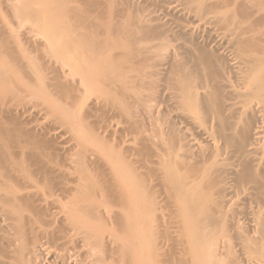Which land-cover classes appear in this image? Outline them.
Returning a JSON list of instances; mask_svg holds the SVG:
<instances>
[{
    "label": "rangeland",
    "instance_id": "obj_1",
    "mask_svg": "<svg viewBox=\"0 0 264 264\" xmlns=\"http://www.w3.org/2000/svg\"><path fill=\"white\" fill-rule=\"evenodd\" d=\"M34 1V3L32 2L31 4H30V7L29 8H36V7H41V6H38V4H36L37 2H36V0H33ZM72 1V0H71ZM95 2H96V4L95 5H97V4H100L101 3V5H103V7H102V9L100 8L99 9V7L101 6H96L95 7V5H93V7H95L94 8V10H96V11H98V9H99V11H100V13H101V11L105 8V7H107V6H109L110 7V4H112L111 6H112V9H113V7H114V9L113 10H115L116 11V14L118 15L117 17L119 18H116V14H114L113 15V17L111 16L112 14H111V12L112 13H115V11L113 12V10H111V11H107L108 9H109V7H108V9L106 10V12H105V9L103 10V12L101 13V14H103V16L105 15V14H107L106 16H108V14L110 13V17H112L113 18V20L114 19H116V22H115V20H114V22L115 23H118V24H123V20H125L126 22V24L127 23H129V22H127L128 20H130V21H132V23L130 22L128 25H130V24H135L134 26H135V28H133V29H131V30H136V28H138V26H140L139 28H142L143 26L144 27H146L145 29L146 30H142V29H138L139 30V32L140 31H145V33L143 34L142 32L140 33V34H138L137 33V31L138 30H136V33H134V32H132V33H134L133 35H140V37L139 36H136V37H133V38H131L132 36L130 35H126V33H123L124 35H126V36H122V34H121V36H117V38H118V40L120 41H117L116 39V44L114 43V42H112V44L114 45L115 44V49H114V47H113V45L111 46V48L109 47V50H108V48L107 49H102V52L101 53H103V51L105 52V51H110L111 52V50L112 51H114V53L112 52V55L114 54V55H116V56H112L113 57V59H109V60H107V62L109 63V64H111L110 62L112 61V63L114 62V64H115V68H116V66H118V65H116V63L119 61V62H123L124 63V61L126 60L125 58H127V59H131L133 62H134V60H133V58H134V56H136V57H138V58H136V60H137V62H135L133 65L136 67V63H137V67L136 68H138V66H140V65H142V64H144V63H146L144 66H148L147 68L148 69H141V68H139V69H141L142 71H141V73H139V70L136 72L135 70H136V68H134L133 67V69H132V67H131V65H130V69L129 68H127L128 66H125V64H124V66L123 67H126V69H122L123 67H121L120 68V72H121V74H120V72H118L119 74L116 76H114V78L112 79L113 80V83H114V81L115 80H117V79H119V81H121V82H119V81H117V82H119V83H122V87H123V89H125L124 87L126 86V88H128L129 90V93H127V94H125V93H123L122 91V88H121V84H116L117 82H115L114 83V85L115 86H119L120 88H121V90L122 91H120V88L117 86L116 88H114L115 86H113L112 84H110V82H111V80H107L108 81V84H110V85H108L107 83H105V82H107V81H103L102 82V80H103V77H102V74L101 73H99L98 72V75H100L101 77L99 78L100 79V81H98V84L96 83L97 81L95 80L96 78L98 79V77L96 76V75H94V74H96V73H92V75H93V79H94V81H96L95 83L94 82H90V80L89 79H87V80H89V82L91 83V84H93V86H94V88H93V86H91V85H89V87L91 86L92 88L91 89H89L88 87H87V83H88V81H86V84H85V79H83L84 78V75H86L85 76V78H88L87 77V75H91V74H89V73H85L83 76L81 75V74H83V73H81L80 72V75L78 74L79 73V71H75V68L78 66V65H80L81 66V64H87L88 62L89 63H93V64H97V62L99 61V60H101L102 62H104V60H102V58L101 59H97L96 58V56L97 55H99L98 53H100V52H97V55L95 54V58H96V61L94 60L95 58H94V56L91 58V60H92V62L91 61H89L88 60V62H86V63H84V62H78V63H76L75 62V60H73V62H75V64L71 61L70 62V60H68L69 62L67 63L66 62V60H65V64L64 65H66V67L64 68V69H66L65 70V72L63 71V68H62V66L64 67V65L62 64L61 65V62H59V64H58V61L57 60H60V61H62V57L64 56L63 54H62V51L60 52L59 50H58V52L60 53L59 55H56V54H58V52L56 51L57 50V48L55 49V45L53 44L55 41V37L57 38L58 37V34H59V32H60V30H57L56 28L54 29V27L52 28V26H51V24L49 25V27H51V28H49L48 26V28H46V25L44 26V29H46V30H40V29H42V27H43V25L44 24H40L41 22L43 23V22H46L47 21V19L49 20V22L48 23H50L51 22V19H52V7H50L49 9L47 8V9H44L43 10V7L42 8H40L39 10H41V11H44L43 13L44 14H46V15H43V13H41L42 15H43V18L44 19H42L41 17L42 16H40V18L41 19H39V16L37 17V18H33V17H31V18H33V19H31L29 16H20L19 14H21V13H18V12H20L21 11V9L20 8H17V10L18 9H20V11L18 10V11H16V8H11V6L12 5H14L15 4V2H14V0H0V17L2 18V21L4 22V23H6V27L8 26L9 28H7V29H4V26H2L3 25V22L1 21V18H0V21L2 22H0V33H4L3 35H5V33H6V36H4V37H7V40L9 41V39L11 40L12 39V41H9L12 45H13V48L15 47H17L18 48V46L20 47L19 49H23V50H19L20 52V54L18 55V57L20 56H22L21 58L22 59H26V61L28 62V60H32V62L33 63H31V65H30V67L31 66H33L34 67V69H38L39 68V75H38V71L37 70H34V69H32V68H29L28 66V63H30V61L27 63L26 62V65H22L21 63V65H19V64H17V63H19L21 60H18L19 62H15V61H13L14 63H11L10 62V64L8 63V65H9V67L6 65L5 66V68H6V70L10 73V71H11V75L10 76H8L7 78H6V80L8 79L9 81H12L11 83H9V85L10 84H12V85H14V83H15V86H11V88H7V90H5V91H1L0 92V97H4V95H8L9 94V96L13 93V95L14 96H16V97H21L22 99H23V101H22V99L20 100L19 98H17V101H20L21 103L19 104V107H18V109H16V110H18L17 112H15V113H18V115L20 114L19 113V111L21 110V113L23 112L24 114H26L25 112H27V110L29 111V114H28V117H24V114H23V116L21 115H19V117L17 118L18 120H15V122L14 123H16L15 125H17V126H20V123L21 122H23L22 124H21V126L20 127H22L24 124H27V125H25L24 127H25V129H26V131L27 130H29V129H32V126L34 125V126H36L35 128H34V126H33V131L32 130H29V132L31 131V133H29L28 131H27V133H29V134H31L32 135V133H34V137L36 136L37 137V135H38V139L41 141V145H39L38 146V143H39V141H38V143H37V145H35V147H37L38 148V151H40L41 153H42V151H43V148H44V146H45V148H47L48 146H50V147H53L52 149V151H51V153H50V151L48 150L50 147H48V149H45L46 151H49V153L51 154L50 156H51V158L53 159V161H51V164H52V166L54 165L53 163H55V162H57L55 165H59V164H61V165H63V166H65V167H63V166H61L60 165V171H62V172H66L67 171V169L70 167L71 169H72V167H75V168H77L78 166L75 164L76 162L78 163L79 161H80V159L79 158H82V156L85 158V156L86 155H84L85 153L86 154H88V152H85L84 154L82 153V151L81 150H78V149H76L75 147L77 146V145H79V144H77V143H79L78 142V140L76 139L75 140V138H76V135L78 134V136L80 135L81 137L83 136V134H84V136L86 135L84 132H80V128H79V130L77 129H75L74 130V132L71 130L70 131V129H68L69 131H70V133L68 132V130H67V127H63L62 125H65L66 124V121L68 122V121H70V117L72 116V114L74 113V111H75V113L74 114H76L77 115V113H78V115L79 116H81V117H85L86 115H87V113L89 114V112H91L92 111V109L96 106V104H97V106H99L100 108H95V109H93V111L88 115V119L90 118V119H92L93 120V123L94 122H96L97 120L98 121H100V122H96V123H98V124H100L101 122V125L99 126L98 125V128H96V126H93L92 124H90V122H92V120L91 121H89V124L93 127H91V129H95L94 131L96 132V131H98V132H96V134H100L101 136H100V140H102V138H105V140H106V143H104L105 144V147H106V145H107V150H110V149H112V148H110L109 149V147L110 146H112L113 148H115V146L117 145L118 146V148L119 147H121V145H123V144H126V146L124 147H122V149L123 148H126L127 146H128V151H130V150H132V148H133V150H134V147H135V149L136 150H134V151H130V152H135L133 155H132V153H130L129 152V155H126L127 153H128V151L127 150H125L124 149V154L126 155V157H128L127 158V160L129 159V161L128 162H125V160L126 159H121V158H123V156L121 157L120 155V161L121 160H123V162L126 164H130V167L131 168H133L134 169V167L137 169V171H138V173L140 172L141 173V175H145V172L146 171H148V173L151 171V173H152V170H150L149 169V167L150 168H152L153 170H154V172L152 173L153 174V177H151L150 178V173H149V175L146 173V178L145 177H143V179H145L143 182H145L147 179H151V180H153V181H155V182H157L156 184L158 185L159 183H158V181H160V180H162L163 179V177L161 176V179H159L160 178V176H159V178L157 177V179H158V181H157V179L156 178H154V176L157 174V172H158V174L159 175H161L162 174V171H164V170H162L161 171V169H159L161 166H163L162 165V161L161 160H163L164 159V157H162L161 159L158 157V153H159V149H161V147H162V149H163V147H165V149L168 151V154L170 153V148H174V153H173V151L171 150V152H172V154L170 155L171 157H174L173 155L175 154V153H179L180 155H178V153H177V157H180L181 155H182V157H180V158H178V159H183V160H181L180 162H181V165H186V167H191L190 165H192V166H194V169H195V167H196V169H198V168H201V169H199V171H201V170H205V167H207V168H209L210 167V165L212 166V163L214 162V161H216L217 160V158H218V160L216 161L217 163L216 164H218V168L220 167H222L223 169H225V167L224 166H226V165H224V166H222L223 164H227L228 165V163L230 162V160L233 158L234 159V157L233 156H235L236 154H235V152L236 151H238V150H236L237 148H238V140L239 139H237V142H235V143H233V145H231V146H229L228 148H229V150L227 151L226 149H228L227 148V145L225 146L224 144V142L222 141V140H220V137L218 138V136L219 135H221V133L219 134V132L218 131H220L221 130V125H223V124H221L222 122H224L225 120L226 121H234L235 120V118L237 119V118H239V117H237V116H242V114H243V112L242 111H244L243 109L244 108H247V106H248V108H249V104H247L246 102V105H243L244 104V101H245V99L247 98V96H250V90L248 91L247 89H249L251 86H250V84L248 85V87L249 88H247V82L248 83H251L252 81L254 82V78L256 77V76H259V75H257V73H258V71H252V68L253 67H256V64H255V62H257V61H253V62H251L250 60H252V59H254V60H256L258 57L259 58H263L264 57V0H254V2H250V0H192V1H190V0H94ZM93 0H88V2H87V0H73L72 1V3L75 5V6H81V9H82V7H84V9H82L83 10V12H84V10H85V14H89V11H90V9H91V3L92 4H94L93 2H94ZM98 1H99V3H98ZM256 1V2H255ZM261 1V2H260ZM84 2H87V3H84ZM91 2V3H90ZM205 3V7L203 8L202 6H201V3L204 5V3ZM12 3H14V4H12ZM71 3V2H70ZM69 3V4H70ZM72 3L70 4L71 6H73L72 5ZM254 5H253V4ZM258 3H260L259 5H258ZM86 4V5H85ZM88 4H90V6L88 5ZM105 4V5H104ZM41 5V4H40ZM69 5V6H70ZM255 5H258V6H256L255 7ZM89 6V7H88ZM201 6V7H200ZM93 7H92V9H93ZM98 7V8H97ZM200 7V8H199ZM253 7V8H252ZM255 7V8H254ZM263 7V8H262ZM33 8V9H34ZM80 8V7H79ZM97 8V9H96ZM111 8V7H110ZM38 9V8H37ZM91 9V11H90V14L91 15H93V14H95L96 13V11H93ZM261 9H263V10H261ZM89 10V11H88ZM110 10V9H109ZM15 11L18 13V16H16V14H15ZM51 11V12H50ZM88 11V12H87ZM98 11V12H99ZM258 11V12H257ZM95 12V13H94ZM104 12H105V14H104ZM108 12V13H107ZM263 12V13H262ZM47 13H48V15H47ZM51 15H50V14ZM263 15H262V14ZM15 14V15H14ZM40 14V15H41ZM87 14V15H88ZM97 14V13H96ZM95 14V15H96ZM51 18H50V17ZM97 16H99V17H101L100 16V14L99 15H97ZM97 16L96 17H91V20H93V19H96L97 20ZM102 16V17H103ZM108 16V18L106 19L105 18V16H104V18L106 19V21L108 20V21H111L112 19H110V17ZM48 17V18H47ZM99 17H98V21H101L102 19H104V18H100L99 19ZM26 18V19H25ZM30 18V19H29ZM4 19V20H3ZM104 19V20H105ZM110 19V20H109ZM38 20V21H37ZM112 20V21H113ZM119 20H121L120 21V23H119ZM37 21V22H36ZM39 21H40V23H39ZM73 21V20H72ZM71 21V23L72 24H74V26H79V25H82V24H84V23H81V21H79V19H78V22H77V19H75L74 20V22H72ZM103 21V20H102ZM106 21L104 22L103 21V23H106ZM118 21V22H117ZM62 22H64V21H61V23ZM40 24V26H39V24ZM47 22L45 23V24H48ZM79 23H81V24H79ZM124 23V24H125ZM71 24V25H72ZM76 24V25H75ZM41 25H42V27H41ZM90 25V24H89ZM2 26V27H1ZM73 26V25H72ZM73 26V27H74ZM84 26V25H83ZM83 26H82V28H80L81 26H79L78 28H77V30H74V28H73V30L74 31H76L77 32V34H80V32H78V31H81V34H83L82 32L84 31H87V30H89L90 28H88L87 30H84V28H83ZM131 26H133V25H131ZM130 26V27H131ZM133 26V27H134ZM142 26V27H141ZM39 27H41V28H39ZM85 27V26H84ZM83 29V31L82 30H80V29ZM3 29V30H2ZM51 29V30H50ZM54 29V30H53ZM76 29V28H75ZM79 29V30H78ZM7 30V31H6ZM93 29H91L90 31H91V33H93V31L95 30H93ZM96 30H97V28H96ZM94 31L95 32V34H96V36H98L97 38L98 39H102V40H104V38L106 39V37H107V35L105 36V34L104 33H102V32H104V30L102 31V29H99L98 30V32L100 31L101 32V34H104V35H102V37H100V33H98L97 31ZM4 31V32H3ZM8 31H9V33H8ZM42 31V32H41ZM57 31H59V32H57ZM89 31V32H90ZM39 32V33H38ZM42 34H41V33ZM57 32V33H56ZM76 32H74L75 34H76ZM128 32H130V30L128 31ZM12 33H15V34H19L18 36L17 35H15V34H12ZM73 33V35L75 36V34ZM11 34H12V37H13V35H15V37H17L19 40H20V42H19V40H16V38L14 37V38H10V36H11ZM39 34V35H38ZM41 34V35H40ZM88 34V33H87ZM118 34V33H117ZM128 34V33H127ZM141 34H143L144 35V37H142V35ZM1 36L0 37H2L3 35L2 34H0ZM8 35V36H7ZM37 35V36H36ZM60 35V34H59ZM84 35V34H83ZM119 35H120V33H119ZM52 36H54L53 38H52ZM71 36V35H70ZM115 36V34H113V37ZM253 36V37H252ZM254 36H255V40L257 39V41L259 42H257L256 41V44H252V43H255L254 41L253 42H251L253 39H254ZM257 36V37H256ZM100 37V38H99ZM104 37V38H103ZM110 38H112V40H113V37H111V36H109ZM137 37H139V38H137ZM141 37L142 38H145L144 39V41H143V39H141ZM49 38H52V39H49ZM116 38V37H115ZM252 38V39H251ZM1 39H3V37L2 38H0V41H1ZM137 41H136V40ZM16 40V41H15ZM102 40H100V41H102ZM111 40V41H112ZM115 40H113V41H115ZM19 43H18V42ZM48 41H54L53 43L51 42V43H49ZM144 42V44H143V42ZM18 43L17 45L18 46H15L14 44H16V43ZM48 43V44H47ZM120 43V45H118ZM139 43H140V45H139ZM45 44V45H44ZM50 44H52L53 46H52V48L54 47V51H52V49L50 48V50H51V52H53L52 54H48V53H51V52H49V51H44L45 49L47 50V49H49V45ZM143 44V45H142ZM251 44V45H250ZM11 45V46H12ZM20 45H22V46H20ZM48 45V46H47ZM162 45V46H161ZM43 46V47H42ZM121 48H120V47ZM155 46H157L158 47V49H157V47H155ZM160 46V47H159ZM119 47V48H118ZM151 47V48H150ZM152 47L155 49H153L152 50ZM162 47V48H161ZM45 48V49H44ZM113 48V49H112ZM125 48H126V50H125ZM159 48H160V50H159ZM26 49V50H25ZM58 49H60V48H58ZM111 49V50H110ZM142 49H143V51H142ZM151 50V53H150V55H149V52L147 53V55H146V51L145 50ZM257 49V50H256ZM63 50V52L65 51L64 49H62ZM123 50H125V52L123 51ZM159 50V51H158ZM254 50V51H253ZM21 51H23V52H21ZM55 51L57 52L56 54H54L55 53ZM100 51V50H99ZM122 51V52H121ZM143 52V56H144V53H145V58L147 57V61H146V59L145 58H142V59H139V55H140V53L141 52ZM152 51H153V53H155L156 52V54H153L152 53ZM78 52H80V51H78ZM83 52V51H82ZM140 52V53H139ZM168 52H170V53H168ZM252 52V53H251ZM257 52V53H256ZM260 52V53H259ZM1 53V52H0ZM22 53V54H21ZM106 53V52H105ZM121 53H123L124 54V56H121L122 54ZM127 53H129L130 54V57H132V58H128V57H126V55L127 56H129V54H127ZM137 53V54H136ZM246 53V54H245ZM2 54V53H1ZM0 54V57L2 56V55H4V53L1 55ZM104 54V53H103ZM103 54H101L102 56H103ZM119 54H121L120 56L121 57H124V61L122 60H120V58L121 57H118V55ZM250 54H251V56H250ZM25 55V56H24ZM29 55V56H28ZM46 55H47V57H46ZM49 55H51V56H49ZM62 55V56H61ZM138 55V56H137ZM163 55V56H162ZM164 55H165V57H164ZM254 55V56H253ZM259 55H261L262 57H260ZM4 56H6V54L4 55ZM27 56H28V58H27ZM54 56V57H53ZM162 56V57H161ZM166 56H167V58H166ZM201 56H203V57H205L206 59L205 60H207V61H205V60H203L202 59V57ZM250 56V57H249ZM256 56H258L257 58H254V57H256ZM37 59H36V58ZM49 57V58H48ZM51 57V58H50ZM58 57H61V59L59 58L58 59ZM99 57H101V56H99ZM111 57V58H112ZM141 57V56H140ZM247 57V58H246ZM6 58V57H5ZM134 58V59H135ZM161 58V59H160ZM202 60H201V59ZM210 58V59H209ZM258 58V61H262L263 60V62L262 63H260V64H263L264 63V59H262V60H260ZM20 59V58H19ZM55 59V60H54ZM143 59H145V60H143ZM49 60V61H48ZM72 60V59H71ZM93 60H94V62H96V63H94L93 62ZM118 60V61H117ZM130 60V61H131ZM145 61V62H143V63H141V64H138V63H140V61ZM164 62H163V61ZM249 60V61H248ZM130 61H127V63H129ZM131 61V62H132ZM141 61V62H142ZM162 61V62H161ZM53 62V63H52ZM64 63V62H63ZM99 64H102L101 62H98ZM104 63H106V61L104 62ZM108 63H106V64H104V65H107ZM121 63H118V64H121ZM204 63V64H203ZM17 64V65H16ZM74 64V65H76V66H74L73 67V69H74V71H75V74L74 73H72L71 72V70L70 69H72V68H70V67H68V66H72V65ZM109 64L107 65L108 67H109ZM114 64H111V66L112 65H114ZM164 64V65H163ZM245 64V65H244ZM252 64H255L254 66H252ZM259 63L257 62V65H258ZM259 64V65H260ZM43 65V66H42ZM54 65V66H53ZM61 65V66H60ZM88 66H90L89 64H87ZM103 65V64H102ZM132 65V66H133ZM247 65V66H246ZM17 66V67H16ZM22 66V67H21ZM25 66V67H24ZM37 66V67H36ZM58 66H60V67H58ZM110 66V67H111ZM252 68H251V67ZM14 67V68H13ZM108 67H106V68H108ZM112 67H114V66H112ZM141 67H143V65L141 66ZM246 67V68H245ZM248 67L251 69V71L250 72H255V73H252L253 75H251V73L249 72V73H247L248 72V70H250V69H248ZM262 67V66H261ZM10 70H8V69ZM27 68V69H26ZM29 68V69H28ZM43 68V69H42ZM52 68V69H51ZM70 68V69H69ZM114 68V69H115ZM145 68V67H144ZM19 70V71H16V70ZM32 69V70H31ZM42 69V70H41ZM61 69H62V71H61ZM127 69H128V71H127ZM134 70L135 72H129L130 70ZM244 69V70H243ZM255 69V68H254ZM14 70V71H13ZM70 70V71H69ZM131 70V71H132ZM145 70V71H144ZM187 70V71H186ZM33 71H36L37 73L35 74V72H33ZM115 71V70H114ZM117 71H118V69L116 70V73H117ZM185 71V72H184ZM26 72H27V74H26ZM30 72H32V73H34L35 74V76H33ZM180 72V73H179ZM69 73V74H68ZM71 73V74H70ZM77 73V74H76ZM133 73V74H132ZM136 73L138 74V75H136ZM182 73V74H181ZM30 74L32 75V76H30ZM115 74V73H114ZM178 74V75H177ZM244 74V75H243ZM248 74V75H247ZM259 74H260V76H262L261 74L262 73H260L259 72ZM36 75H38L39 77H36ZM182 75V76H181ZM188 75V76H187ZM246 75V76H245ZM251 75V76H250ZM43 78H41V77ZM71 76V77H70ZM77 76H82L81 78L80 77H77ZM104 76V75H103ZM112 76V77H113ZM136 76V77H135ZM178 76V77H177ZM190 76V77H189ZM244 76V77H243ZM248 76V77H247ZM31 77V78H30ZM33 77V78H32ZM117 77V79H115ZM176 77V78H175ZM181 77V78H180ZM187 77H188V79H189V81H187V84L188 85H191L192 87H193V89H195V91L199 94L198 96H199V98L200 99H202V100H205L207 103L206 104H203L202 105V103L200 102V105L199 106H197V107H191L190 108V110H188L187 112H184L185 110L183 109V106L178 102L179 100V98L180 97H178V96H180L179 94H181V92L179 91L180 90V88H181V86H180V88L178 87V91H177V88L175 87V85H178L179 86V84L180 85H182L181 84V82H179L180 81V79H183V78H185L186 80H187ZM5 78V77H4ZM4 78H2V80H0V81H5L6 82V80L4 79ZM42 79V81H41V79ZM61 79V81L63 82V83H61V84H65V85H67L66 84V82H65V80L67 81V80H70V81H68L67 83H68V85L70 86L71 85V89H70V93H71V90L73 89V88H75V87H73V85H75L76 83L74 82V81H77V79H82L81 81L82 82H84V84L83 83H81L80 82V80H78V85H79V82H80V85L82 86H86V88L87 89H89V90H85V87H84V90H85V94H86V96H85V94H84V90L82 89L83 88V86L81 87L80 85H79V87L78 88H80L79 89V91L80 92H78V94L80 93V95H79V97L81 96H83V97H85V98H83V100H81V99H79V101H77V103H74V104H76V106L77 107H71V109L73 110V109H76L77 110V112H76V110H74V111H72L73 113L71 114V111H69V108H67V107H64V105L66 104V102H67V100H68V103H69V99H67V98H65L64 96H66V97H68V95H66V93H64V96H63V102L65 103V104H63L62 103V96L60 95V93H63V90H61V92L59 93H56L57 92V88L58 87H55L57 90H54V87L52 86L51 88H49L48 90H49V92L51 93V94H54L53 96L55 97V99L57 98V100H55L54 99V97L53 96H51V95H49L48 96V98L47 97H44V98H42V97H38V94H39V92H40V88L42 87H40L39 85H49V86H51V85H53V84H56V86L59 84L60 85V82L61 81H59L60 79ZM89 78H91V77H89ZM173 78H174V80H173ZM180 78V79H179ZM245 78V79H244ZM252 78V79H251ZM258 78V77H257ZM76 79V80H75ZM102 79V80H101ZM115 79V80H114ZM172 79V80H171ZM178 79V83L179 84H177V82H176V80ZM185 79L182 81V83H184L185 82ZM247 79V80H246ZM59 82H58V81ZM64 80V81H63ZM74 80V81H73ZM125 80V81H124ZM196 80V81H195ZM252 80V81H251ZM47 81V82H46ZM123 81V82H122ZM41 82H44V84H41ZM51 82H53V84L51 83ZM54 82H56V83H54ZM70 82V83H69ZM100 82V83H99ZM192 84H191V83ZM193 82L195 83V84H193ZM198 82V83H197ZM246 82V83H245ZM253 82H252V85H253ZM27 84L28 86H26V88L25 89H23V90H21L17 85H22V84ZM50 83V84H49ZM75 83V84H74ZM104 84L103 85V87H106V89H108L109 90V88L110 89H112V90H110V92L112 91V93H115V96L112 98V99H110L109 101L112 103V105L110 106V109L108 108L107 109V107H106V105L108 106V105H110L109 103L110 102H108V104H107V102L106 101H108V99L109 98H111V96L109 97V98H107L108 97V95H109V93L108 94H106L107 92H108V90H107V92H104L103 90H105V88H102L101 87V85L102 84ZM124 83V84H123ZM23 84V85H24ZM76 84V85H77ZM95 84H97V86L100 84V86H98V87H96L95 86ZM106 84V85H105ZM77 85V86H78ZM108 85V86H107ZM123 85H125V86H123ZM184 85H186V83H184ZM183 85V86H184ZM17 86V87H16ZM111 86V87H110ZM187 86V85H186ZM194 86H196V87H194ZM40 87V88H39ZM63 87H65V89L67 88V89H69L67 86H63ZM73 87V88H72ZM185 87V86H184ZM198 87V88H197ZM19 88V89H18ZM53 88V89H52ZM77 87L75 88V89H78ZM99 88L101 89V90H99ZM119 88V89H118ZM130 88H132L133 90H131ZM197 88V89H196ZM64 89V90H65ZM52 90V91H51ZM131 90V91H130ZM176 90V91H175ZM59 91V90H58ZM68 91V93H69V90H67ZM66 91V92H67ZM86 91H87V93H86ZM116 91V92H115ZM127 91V89H125V92H128ZM207 91L210 93H208L207 94ZM234 91H235V94H234ZM238 91V92H237ZM245 91V92H244ZM55 92V93H54ZM81 92L83 93L82 95H81ZM233 92V93H232ZM247 92H249L248 94H247ZM69 93V94H70ZM104 93H105V95L107 96H104ZM111 93V94H112ZM243 93V94H242ZM57 94H59L60 95V98H59V100H58V97L59 96H57ZM76 94V93H75ZM124 94V95H123ZM230 94V95H229ZM234 94V95H233ZM123 95V96H122ZM211 95V96H210ZM244 95H246V98H245V96ZM28 96V97H27ZM207 97V98H205V97ZM235 96V97H234ZM238 96H240V97H238ZM242 96V97H241ZM26 97V98H25ZM105 97V98H104ZM210 97H211V99H210ZM24 98H25V100H24ZM45 98H47V99H45ZM50 98V99H49ZM67 99L66 100V102L64 101L65 99ZM68 98H70V97H68ZM115 98V99H114ZM214 98V99H213ZM216 98V99H215ZM218 98V99H217ZM223 98V99H222ZM239 98V99H238ZM103 100L104 99V101H101L102 103H99L100 102V100ZM106 99V100H105ZM221 99V100H220ZM249 99H250V101L248 100V103L250 102L251 103V100L252 101H254L253 99L254 98H250L249 97ZM49 100H54L55 102L56 101H60L62 104H63V108H65V111H66V109H68L66 112H61V111H64V110H61L60 111V113L62 114L61 116H60V114H59V116L60 117H62V119H61V121H62V123L63 122H65L64 124H60L59 122L58 123H54V122H57L56 120H55V118L53 117V119H51L52 118V116H50V115H48L46 112V114L47 115H45L44 114V111H42V110H45V108L46 107H44L45 106V104H47V102L49 101ZM81 100V101H80ZM117 100V101H116ZM71 101V100H70ZM92 103H94V105H90V104H92ZM95 101V102H94ZM97 101V102H96ZM112 101H114V102H112ZM115 101H116V103L118 104V106L120 107L121 106V108H119L118 109V107L117 106H115V105H117L116 103H115ZM210 101V102H209ZM215 101V102H214ZM221 101V102H220ZM239 101V102H238ZM89 102H90V104H89ZM105 102V108H103L102 109V107H101V104H103ZM218 102V103H217ZM220 102V103H219ZM229 102H230V104H229ZM242 102H243V104H242ZM96 103V104H95ZM226 103V104H225ZM237 103H240V104H237ZM121 104V105H120ZM211 104H213V105H211ZM215 104V105H214ZM252 104H256V101L253 103L252 102ZM88 105V106H87ZM104 105V104H103ZM102 105V106H103ZM224 105V106H223ZM235 105V106H234ZM47 106V105H46ZM89 106H94L90 111H86V109H89ZM96 106V107H97ZM113 106H115V107H117V109L116 108H114ZM182 107V109H183V111H182V109H181V107ZM217 106V107H216ZM228 106V107H227ZM237 106H239V107H242V110L241 109H238V107ZM246 106V107H245ZM25 107V108H24ZM70 107V106H69ZM109 107V106H108ZM209 107V108H208ZM212 107V108H211ZM224 107V108H223ZM230 107H232V108H230ZM236 107V108H235ZM244 107V108H243ZM15 108H17V107H15ZM24 108V109H23ZM91 108V107H90ZM111 108H114V111H113V109L111 110ZM122 108L124 109L125 108V110H124V112L125 111H129L130 112V114H129V112H127L128 114H126L125 116H124V113H123V111L121 112V110H122ZM200 108V109H199ZM214 108V109H213ZM217 108V109H216ZM219 108V109H218ZM20 109V110H19ZM23 109V110H22ZM30 109V110H29ZM42 109V110H41ZM181 109V110H180ZM212 109V110H211ZM222 109H224V110H222ZM35 110H37L38 112L40 111H42L43 112V114H42V112H41V114H40V112L38 113L37 111H35ZM99 110V111H98ZM102 110V111H101ZM107 110V111H106ZM211 110V111H210ZM215 110V111H214ZM221 112H220V111ZM69 111V112H68ZM180 111V112H179ZM206 111L208 112L207 114H206ZM210 111V112H209ZM224 111V112H223ZM236 111V112H235ZM238 111L240 112V114L241 115H239V113H238ZM31 112V113H30ZM36 112H37V114H36ZM68 112V113H67ZM94 112V113H93ZM183 112V113H182ZM214 112V113H213ZM70 113V114H69ZM81 113H84V114H81ZM86 113V114H85ZM103 113V114H102ZM105 113V114H104ZM123 115H122V114ZM219 113H220V115H219ZM225 113V114H224ZM231 113V114H230ZM236 113V114H235ZM238 113V114H237ZM244 113H245V111H244ZM31 114V115H30ZM32 114H34V116L32 115ZM66 114V115H65ZM67 114H69V115H71L70 117H69V119H68V116L69 115H67ZM95 114V115H94ZM210 114V115H209ZM215 114V115H214ZM223 114V115H222ZM30 115V116H29ZM35 115H37L36 117H35ZM45 115V116H44ZM93 115V116H92ZM102 115V116H101ZM113 115V116H112ZM214 115V116H213ZM219 115V117H217ZM229 115V116H228ZM235 115H237L236 117H235ZM32 116V117H31ZM48 116H50V118H48ZM64 116H67V118H66V121H65V118H64ZM89 116H92V118L91 117H89ZM234 118H233V117ZM16 117V116H15ZM29 117H31V118H29ZM39 117V118H38ZM98 117V118H97ZM206 117H207V119H206ZM226 117V118H225ZM231 119H230V118ZM245 117V116H244ZM86 118H87V116H86ZM94 118H96L95 119V121H94ZM222 118V119H221ZM225 120H224V119ZM16 119V118H15ZM25 119V120H24ZM51 121H50V120ZM59 119V118H58ZM105 119V120H104ZM107 119V120H106ZM115 119V120H114ZM131 119V120H130ZM214 119V120H213ZM216 119H217V121H216ZM39 120V121H38ZM52 120H53V122H52ZM126 120V121H125ZM129 120H130V123H132L131 125H133V126H131L130 127V124H129ZM133 120H135V121H133ZM60 121V120H59ZM105 121V122H104ZM132 121V122H131ZM204 121V122H203ZM220 121V122H219ZM235 121H237V120H235ZM234 121V122H235ZM19 122V123H18ZM26 122V123H25ZM32 122H33V125H29L30 123L32 124ZM109 122V123H108ZM117 122V123H116ZM199 122V123H198ZM219 122V123H218ZM29 123V124H28ZM35 123V124H34ZM44 123H45V125H46V129H45V131L49 128V127H52V128H49L48 129V131H46V133L44 132V129H42L41 128V126H43V128H44ZM47 123H49V124H47ZM55 125H54V124ZM69 123V122H68ZM67 123V124H68ZM103 123H105L106 125H108V127H109V133H107L108 132V130L106 129L107 128V126H106V128H103L104 130L102 131V130H100V129H102V128H100L101 126L102 127H104L105 125L103 124ZM114 123H115V125H114ZM119 123V124H118ZM135 124V126H134V124ZM37 124H38V127L42 130H39V128L37 127ZM43 124V125H42ZM50 124H53V125H50ZM56 124H57V126H56ZM110 124V125H109ZM113 124V125H112ZM126 124V125H125ZM141 124V125H140ZM200 124V125H199ZM244 124V123H243ZM246 124H248L247 122H246ZM94 125H95V123H94ZM97 125V124H96ZM104 125V126H103ZM119 125V126H118ZM122 125V126H121ZM241 125H242V123H241ZM27 126V127H26ZM116 126H118V127H116ZM127 126V127H126ZM244 126H247V125H245L244 124ZM24 127H22V128H24ZM30 127V128H29ZM54 127V128H53ZM111 127V128H110ZM115 127V128H114ZM129 127H130V129H129ZM29 128V129H28ZM38 128V129H37ZM116 128H118V129H116ZM123 128V129H122ZM124 128H126V129H124ZM219 128H220V130H219ZM106 129V130H105ZM34 130H36L35 132H37L38 130L41 132V133H43V135L42 134H37V133H35L34 132ZM121 130H122V133H121ZM124 130V131H123ZM38 131V132H39ZM78 131V132H77ZM92 131V130H91ZM94 131H92L91 132V134L92 133H94V135L96 136V134H95V132ZM107 131V132H106ZM140 131V132H139ZM50 132V133H49ZM119 132V133H118ZM126 132H127V134H126ZM221 132V131H220ZM83 133V134H82ZM87 133V132H86ZM89 133V132H88ZM124 133V134H123ZM209 133V134H208ZM36 134V135H35ZM50 134V135H49ZM90 133L88 134V136L90 137V135H91ZM106 134V135H105ZM111 135V136H110ZM114 135H115V137H114ZM119 135V136H118ZM124 135V136H123ZM128 135V136H127ZM83 136V137H84ZM92 136V135H91ZM113 136V137H112ZM216 136V137H215ZM35 137V139H37ZM55 137H56V139H55ZM82 137V138H83ZM88 137V138H89ZM96 137H98L99 138V136L97 135ZM111 137V138H110ZM139 137V138H138ZM141 137V138H140ZM44 138H45V140H44ZM78 138V137H77ZM37 139V140H38ZM111 139V140H110ZM217 139V140H216ZM74 140L75 141H77V143L76 142H74ZM120 140V141H119ZM146 140V141H145ZM43 141V142H42ZM103 141V140H102ZM109 141V143L110 144H108L107 142ZM141 141V142H140ZM173 143H171V142ZM218 141H220V143L218 142ZM221 141H222V143H221ZM47 142V143H46ZM125 142V143H124ZM140 142V143H139ZM149 142V143H148ZM167 142H169V143H167ZM216 142H217V144H219L220 146H222V145H224L223 147H220L219 148V146H217V144H216ZM52 143V144H51ZM112 143V144H111ZM121 143V144H120ZM131 143V144H130ZM135 143V144H134ZM166 143V144H165ZM224 143V144H223ZM45 144V145H44ZM49 144V145H48ZM75 144H77L76 146H74ZM114 144H116L115 146H113ZM120 144V145H119ZM127 144H130V145H127ZM143 144H145L144 146L147 148H150L151 149V151H147V150H145V151H143V149H142V151L141 150H139V149H141L142 148V146L141 145ZM169 144V145H168ZM44 145V146H43ZM109 145V146H108ZM162 145H164V146H162ZM168 145V146H167ZM173 145V146H172ZM261 145H264V144H260V147H261ZM47 146V147H46ZM117 146H116V148H117ZM132 146V147H131ZM139 146V147H138ZM144 146H143V148H144ZM170 146H172V147H170ZM180 146V147H179ZM183 146V147H182ZM218 148H217V147ZM33 148H34V150H32V152H36L35 151V147L34 146H32ZM43 147V148H42ZM131 149H130V148ZM167 147H169V149H167ZM201 147V148H200ZM224 147H226V148H224ZM263 147V146H262ZM31 148V147H30ZM40 148H42V149H40ZM77 148H79L78 146H77ZM97 148V147H96ZM115 148V149H116ZM117 148V149H118ZM139 148V149H138ZM147 148V149H148ZM179 148V150L177 151V152H175V150H177V149ZM184 148V149H183ZM214 148V149H213ZM215 148H217V150H215ZM222 148V149H221ZM256 148H257V146H256ZM51 149V148H50ZM93 149L95 150V148L94 147H91V150H90V153L89 154H91V152L93 151ZM114 149V150H115ZM152 149H153V151H155L154 152V154L155 155H157L156 157H152L153 155H152ZM218 149H220V151H222L221 152V154L223 155V156H221L219 153H220V151L218 150ZM233 149V150H232ZM235 149V150H234ZM259 149V147L256 149V150H258ZM37 150V149H36ZM42 150V151H41ZM45 150L43 151V156H44V152H45ZM76 150H78V152L80 153H78V152H76ZM106 150V151H107ZM120 150H121V148H120ZM119 149H118V151L117 152H119L120 151ZM205 150L207 151L206 152V154H205ZM211 150H212V152H211ZM217 151V152H219V153H216V152H213V151ZM255 150V151H256ZM100 150H98V152H99ZM111 151V150H110ZM113 151V150H112ZM122 151V150H121ZM125 151H127L126 153H125ZM164 151V153H165V150H163ZM166 151V152H167ZM224 151H226V152H224ZM232 151H234V152H232ZM32 152H30L29 151V155H30V153H32ZM40 152H39V154H40ZM95 152L96 151H93L92 153H94V155H95ZM101 152V151H100ZM115 152V151H114ZM151 152V153H150ZM158 152V153H157ZM161 153H162V151H160ZM199 152V153H198ZM257 152V156H252L253 157V159L256 157V159H255V164H257L259 161H260V159H261V161L263 160V158H264V155H262V154H264L263 152H264V147H263V149L261 148L259 151H256ZM259 152V153H258ZM48 155H49V153L48 152H46ZM164 153L162 154V155H164ZM196 153V154H195ZM213 153H215V154H218L217 156L216 155H214V157H213ZM226 153V154H225ZM229 153V154H228ZM232 155H231V154ZM47 154H45V156L44 157H47L48 158V160L49 159H51ZM81 154H83V155H81ZM88 154V155H89ZM96 154H97V152H96ZM100 154V153H99ZM102 154V153H101ZM120 154V153H119ZM122 154V153H121ZM123 154V155H124ZM167 154V155H168ZM225 154V155H224ZM228 154V155H227ZM235 154V155H234ZM253 154H255V153H253ZM252 154V155H253ZM26 154H24L22 157L20 156L19 158L20 159H22V158H24V156H25ZM29 155H26L27 157L29 156ZM78 156V159H79V161H77L78 159H77V156ZM92 156V154H91V156H92V158H94L95 159V157H96V155L95 156ZM117 155V154H116ZM115 155V156H116ZM131 155V156H130ZM144 155V156H143ZM165 155H166V153H165ZM164 155V156H165ZM209 155V156H208ZM81 156V157H80ZM91 156H89L90 158H91ZM99 157H100V155H98ZM97 156V158L98 159H96V161L98 162V160H99V162H98V164H97V162L96 161H94V160H91V159H89V161H91V163L90 164H92V166H91V168L92 167H97L98 168V166L97 165H99L100 163H103V165L105 164V160H104V162H103V160H102V162H100L101 160L99 159V157ZM115 156H113L115 159L117 158V157H115ZM225 156V157H224ZM259 156V157H258ZM27 157H25V159L27 158ZM86 157H88V156H86ZM113 157H112V159H113ZM125 157V156H124ZM139 157V158H138ZM142 157V158H141ZM159 159H158V158ZM169 157V156H168ZM167 157V158H168ZM175 157H176V154H175ZM216 157V158H215ZM222 157V158H221ZM228 157H230L231 159L229 160V158ZM261 157H263V158H261ZM29 158V157H28ZM28 158L26 159V160H28ZM84 158H83V160H84ZM145 158H146V160H145ZM152 158V159H151ZM155 158V159H154ZM156 158L158 159V160H156ZM166 158V159H167ZM209 158V159H208ZM215 158V159H214ZM257 158H260L258 161H257ZM51 159V160H52ZM75 159H77L76 160V162H74L75 161ZM87 158H85V160L87 161L88 160ZM135 159V160H134ZM153 159L154 160H156V161H153ZM204 159V160H203ZM25 160V161H26ZM47 160V161H48ZM74 162V164H75V166H74V164H73V162ZM118 160V161H119ZM126 160V161H127ZM131 160V161H130ZM135 162H134V161ZM198 160V161H197ZM203 160V161H202ZM234 160H237V158H236V156H235V159ZM22 161H24V159H22ZM55 161V162H54ZM96 162V166H94L93 164V162ZM109 161H111V159L109 160ZM109 161H107L106 160V163L108 162V164H110V162ZM114 161V160H113ZM139 161V162H138ZM149 161V162H148ZM158 161V163H159V161H161L160 163H161V165H160V167H159V165L158 166H156V164H153L152 165V163L151 162H154V163H156ZM182 161H187L186 163L189 165V166H187V164L185 163V164H183V162ZM194 161V162H193ZM218 161H220V162H218ZM232 161V160H231ZM49 162V161H48ZM82 162V161H81ZM81 162H79V164L81 163ZM122 162V161H121ZM121 162H119L120 164V166H121ZM122 162V163H123ZM145 162H148V163H145ZM193 162V163H192ZM203 162V163H202ZM224 162V163H223ZM228 162V163H227ZM233 162V161H232ZM237 162V161H236ZM253 162H254V160H253ZM257 162V163H256ZM263 162H264V160H263ZM27 163V162H26ZM25 163V164H26ZM30 162H28V164H29ZM50 163V162H49ZM82 163H84V162H82ZM114 163V162H113ZM113 163H111V165L113 164ZM117 163V159L115 160V163L114 164H116ZM134 163V164H133ZM209 163V164H208ZM233 163H235V162H233ZM232 163V164H233ZM27 164V165H28ZM51 164H50V166H51ZM68 164H69V166H68ZM70 164H71V166H70ZM73 164V165H72ZM88 163H86V165H87ZM107 164V165H108ZM118 164V163H117ZM125 165V166H128V165ZM132 164H133V166L134 167H132ZM137 164V165H136ZM198 164V165H197ZM200 164H203V166L202 165H200ZM220 164V165H219ZM236 164V163H235ZM31 165H33L32 163H31ZM81 165V164H80ZM85 165V164H84ZM102 164H100L99 166H101ZM106 165V164H105ZM104 165V166H105ZM142 165H144V166H142ZM179 165V164H178ZM215 165V164H214ZM29 167H31L30 166V164L28 165ZM27 166V167H28ZM51 166V167H52ZM57 166H55V167H57ZM68 168H67V167ZM103 166V167H104ZM197 166H198V168H197ZM205 166V167H204ZM28 167V168H29ZM35 167V166H34ZM54 167V166H53ZM54 167V168H55ZM63 167V168H62ZM80 167L81 166H79L78 167V172H79V170H80ZM106 167V166H105ZM108 167H110V166H108ZM122 167V166H121ZM146 167H148V169L149 170H147V168ZM159 167V168H158ZM213 167H215L216 169H217V166H213ZM228 167V166H227ZM59 168V167H58ZM64 168L66 169V171H64ZM70 168H69V170H70ZM97 168H94V170H90V173H86L87 175H94V176H96L98 173V171H99V173L100 172H104L105 170L107 171V167L106 168H104L105 170H103L101 167H99L101 170H97L96 171V173L97 174H92V172L94 171L95 172V169H97ZM143 168H146V170L144 169L143 170ZM157 169L158 168V171L156 170L155 171V169ZM161 168H163V167H161ZM191 168H193V167H191ZM238 169L240 168V167H237ZM236 168V170H238ZM31 169L33 170V168L31 167ZM35 169V168H34ZM63 169V170H62ZM136 169H134V171H136ZM139 169V170H138ZM184 169L187 171V169L185 168V166H184ZM183 169V170H184ZM212 169H214V168H212ZM29 170H30V168H29ZM31 170V171H32ZM36 170V169H35ZM75 170V172H77L76 171V169H74ZM123 170V168H121V171ZM159 170L161 171V172H159ZM181 170V169H180ZM241 170V168L238 170V175H236V176H234V175H230V176H232V177H229V175L227 176L228 178H225V176H226V174L224 175V178L225 179H227V184H223V187H225V189H226V187H229V188H227V194L225 193V195L227 196H222V197H226L225 198V201H226V203L224 202V204H225V206L224 205H222V211L224 210L225 212H223L224 213V217L226 218V221H225V219H223V222L225 221V222H227L226 224L228 225H230V227L231 228H229V230H231L232 229V231H229V232H227L228 234H229V236L227 235V233L224 235H222L224 238H222V236H221V239H223V241H225V239H227V238H225V237H229L230 239H228V241H229V243H227L226 241L224 242V243H226V244H228L227 245V247L230 245V244H232L231 245V247L232 248H230V247H228V252L226 251V249H227V247H226V249L224 248L225 247V245L226 244H223L224 245V247L222 246V240L220 239V237L218 236V241H219V239H220V242L218 243L219 244V249L217 248L218 247V245L216 244L218 241H216L215 240V242L216 243H214L213 242V245L215 244L216 246H212V244H211V246L210 247H212V248H217V249H215V250H217V253H218V250H221L219 253H218V255H216V252L213 254V256H217L218 257V259H216V260H218L219 261V263L221 264V262H225V263H228V264H233L234 262H233V259H235L234 261H235V263L234 264H237V260H238V258H239V262H241V260H243V262H244V260L246 259V260H251V259H249L248 257H249V255H250V257L251 256H254V259L255 258H257L258 260H259V257H260V254L261 253H259L258 251H257V249H255L254 248V250L255 251H257L258 253H256V252H250L248 255H244V253L248 250V248H247V250L245 249V252L243 251L244 249H243V247H242V249H240L241 247H237V245L236 244H238L239 243V241H241V239H240V235H241V238L243 239L245 236L246 237H252L253 235V237L252 238H254V237H257L256 239H258V238H260L261 236H263L261 233H263L264 232V194H260L261 192L263 193L264 191H257L256 190V188L254 187L255 185L250 181L251 179H249V181L247 182V184H246V182H245V180L244 181H242V182H244L245 184H243L242 185V183L240 182V177L242 176L241 175V173H239V171ZM263 170V169H262ZM47 171L49 172L50 170L48 169H46V173H47ZM136 171V172H137ZM242 171V170H241ZM260 171V170H259ZM30 172V171H29ZM33 172V171H32ZM51 172V171H50ZM49 172V173H50ZM69 174L71 173V174H73L74 175V177H72V176H69V177H71V178H75V175H77V173H75L74 171H73V169L72 170H70V171H67ZM66 172V173H67ZM103 172L101 173L102 175H103ZM124 172V171H123ZM135 172V173H136ZM155 172H156V174H155ZM179 172H182V170L181 171H179ZM190 172V171H189ZM81 173V172H80ZM80 173H78V175L80 174ZM140 173L138 174V175H140ZM177 173H178V171H177ZM48 174V173H47ZM51 174V173H50ZM70 174V175H71ZM85 174V173H84ZM85 174V175H86ZM100 174V175H101ZM104 174H105V176H106V172H104ZM155 174V175H154ZM158 174H157V176H158ZM179 174V173H178ZM189 175V173H184L183 172V174L182 175ZM99 175V174H98ZM98 175L96 176V177H98ZM101 175V176H102ZM137 175V174H136ZM140 175V176H141ZM182 175H181V177H182ZM185 175V176H186ZM240 175V176H239ZM80 176H81V174H80ZM101 176H99V177H101ZM105 176L103 175V177H104V179H103V177H101V179H103V180H105V183H106V180H108L107 178H108V175H107V178H105ZM147 176H149V177H147ZM152 176V175H151ZM164 176V175H163ZM79 177V176H78ZM84 177H86V176H84ZM88 177V176H87ZM137 178H139V176H137ZM67 179H68V177H67ZM66 179V180H67ZM140 179H142V178H140ZM139 179V180H140ZM142 179V180H143ZM103 180H100V181H102L103 183H104V181ZM142 180H141V182H140V184L142 183V184H144L143 182H142ZM151 180H149L150 182H153V181H151ZM237 180V181H236ZM63 181H65L64 179H63ZM62 181V182H63ZM97 183L98 184H100V183H102V182H100L99 183V178H97ZM148 180L146 181V184L145 185H147L148 186V182H149ZM58 182V181H57ZM70 183V181H65L64 183ZM107 182H109V181H107ZM155 182L154 183H152V185H151V183L149 184L150 186H152L153 188H150V189H152V190H154V188L156 187L157 188V186H155ZM224 182H226V181H224ZM231 182V183H230ZM51 183V182H50ZM54 184L56 183V182H53ZM104 183V184H105ZM229 183V184H228ZM235 185H234V184ZM252 183V184H251ZM53 184V185H54ZM107 184V183H106ZM153 184H154V186H153ZM161 185H164V184H162V182L160 183ZM159 184V185H160ZM195 184H197L198 185V181H197V183H195ZM199 184H200V182H199ZM50 185V184H49ZM52 184L50 185V186H53ZM56 185V184H55ZM53 186V187H51L50 188V186H49V188H50V190L53 188V190L54 191H52L51 190V193H53V195L49 192H47L48 194H50V195H52V196H57L56 198H53V197H51V198H53V199H50V197L48 196V198H49V200L47 199V196L46 195H44V194H47L46 193V191L47 190H45V192H44V196H43V198L45 197V199H47L49 202H50V200H58L60 197H63V195L64 194H66V193H63V195L61 196V194L62 193H57L58 192V188H56L55 189V187H57V186ZM109 185V184H108ZM145 185H142V188L145 190ZM230 185V186H229ZM254 185V186H253ZM48 186V185H47ZM47 186H43V187H47ZM68 186H70V185H68ZM105 185H103V187H104ZM253 186V187H252ZM42 187V188H43ZM106 187V186H105ZM149 187V186H148ZM148 187L146 188V189H148ZM199 187V186H198ZM198 187H197V189H198ZM248 187V188H247ZM141 188V187H140ZM141 188V189H142ZM166 188V187H165ZM246 188V189H245ZM254 188V189H253ZM47 189H48V187H47ZM142 189V190H143ZM158 189L159 190H161V189H164L163 188V186H161V188H159V186H158V188H157V190H156V193L158 194L159 192H158ZM229 189V190H228ZM43 190V189H42ZM42 190H40V191H42ZM166 190V189H165ZM165 190H162V191H165ZM232 190V191H231ZM254 190V191H253ZM44 191V190H43ZM42 191V192H43ZM56 191V192H55ZM161 191V192H162ZM239 191V192H238ZM41 192V193H42ZM73 192V191H72ZM154 192V191H153ZM166 192H169L168 190H166L165 191V194H164V192L163 193H161L160 194V196L159 197H157V199L159 200V202H158V200L156 199V203L158 202V205L159 206H161V207H159L158 205H156V206H158V208H159V213H161L160 215H162L166 210H167V206L169 205V208L171 209H169L168 208V210L166 211V214H164L165 216H166V218L168 219V217L170 216V215H168V217H167V214H170L169 212L170 211H172V208L173 207H171V206H177V205H175V203H173V202H175V200H176V196H174V194L172 195V196H174V198L172 197V196H169V194L171 195L172 193L170 192V193H168L167 194V198H168V196H169V198L168 199H170V198H172L171 200V202L173 203V205H171L170 206V204H172L171 202L167 205V204H161L162 203V201L163 200H166L167 198L165 197L166 196ZM226 192V191H225ZM256 192V193H255ZM56 193V194H55ZM103 193V192H102ZM105 193V192H104ZM155 192H154V195L156 194ZM251 193V194H250ZM55 194V195H54ZM162 194H164V195H162ZM250 194V195H249ZM255 194H257V195H255ZM260 194V195H259ZM42 195V194H41ZM60 195V196H59ZM68 195H70L69 193H68ZM67 194H66V196H68ZM65 196V195H64ZM66 196L64 197V198H62V199H65L66 200V202L68 201V199H66ZM157 196V195H156ZM161 196L163 197L164 196V199L162 198V199H160L161 198ZM179 196V195H178ZM177 196V197H178ZM183 197V196H182ZM181 196H180V198L179 199H181L182 198ZM224 198H221L222 200L224 199ZM62 199L60 198L59 199V201H62ZM178 199V198H177ZM184 199V198H183ZM220 199V201L222 202V200ZM257 200H258V202H257ZM161 201V202H160ZM167 201V200H166ZM166 201H164L163 203H166ZM169 201V200H168ZM179 201H182V200H178V201H176V202H179ZM43 202V201H42ZM44 204H45V202H43ZM43 203H41V204H43ZM64 203V202H63ZM37 204H39L38 206H39V208H44V209H46L47 211L49 210V208H48V206H50V212H48V215H47V212L45 213V212H42L40 209V211L38 210V209H35V212H36V210H37V212L38 213H40V212H42V214L40 213V215H41V217H43L42 215H43V213H44V216L45 215H47V216H50V217H52L49 213H51V214H53L54 216H56L57 218L56 219H58V217H59V215H61V217L63 218V217H65V215L64 216H62V211H60V210H58V211H60V212H62L61 214H60V212H59V214H55L54 212H56L57 211V208H51V205H48V206H46L47 208H45V206H43V205H41L40 203H37ZM223 204V203H222ZM261 204V205H260ZM165 205H167L166 206V210H165ZM199 205V204H198ZM52 206H54V205H52ZM201 205H199V209L201 208L200 207ZM260 206V207H259ZM178 207V206H177ZM177 207H174L175 209L173 210L174 211V213H172L171 212V214H173L172 216H170V218L169 219H171L174 215H178V219H179V221H177L178 219L177 218H175V217H173V219L172 220H167V219H165V221L167 220V221H169L168 222V226L169 227H171V230H173L171 233H174L173 234V236L174 235H176V236H174L175 238H177L179 235V233H181V232H184L183 230H181V226H183L184 224H185V227L183 226V228L184 229H188V227H190V226H188L187 224H186V221H185V217H186V215H185V211H183L182 210V212L184 213V214H180V213H182L181 212V209L182 208H179L180 209V212H179V210L177 209ZM195 207H197V206H195ZM225 207V208H224ZM160 208H163V209H161L160 210ZM255 208V209H254ZM262 208V209H261ZM52 209H54V211L52 210ZM176 209H177V211H176ZM184 210H185V206H184V208H183ZM228 209V210H227ZM257 209V210H256ZM51 210H52V212H51ZM119 210V209H118ZM260 210V211H259ZM31 211L32 210H30L29 212V215H31ZM161 211V212H160ZM162 211H164V212H162ZM176 211V212H175ZM228 211V212H227ZM258 211V212H257ZM263 211V212H262ZM1 212V211H0ZM33 213L32 214H35V212H34V210L32 211ZM37 212H36V214H37ZM232 212V213H231ZM257 212V213H256ZM237 213V214H236ZM2 213H0V226H1V228H0V237H2L3 235V240L5 241V240H7V241H5L6 242V246H4V244L5 243H3V244H1L2 242H4L2 239H0V240H2V242H0V245L2 246L1 248H4V249H6V250H4L5 252H3V249H2V251H0V264H3L4 262H5V264H13V262L12 263H10L11 262V260H14V258L12 257V256H10V255H12V254H14V255H16L15 253H13V252H16V248L15 249H13L14 247H19L20 246V243H19V246H17V245H12V244H10V243H12V241L10 242L9 241V239L11 240V238L13 237V238H15L16 236H17V234H16V236H14L15 235V233H13V235H11L10 236V238H8L9 236L8 235H10L11 233H12V231L14 232V230L15 229H11L10 228V223L12 222L11 221V219H9V217H6V218H8L10 221V223L6 220V218L3 216V215H1ZM4 214V213H3ZM228 214V216L226 217V215ZM230 214V215H229ZM5 215V214H4ZM39 214L38 215H36V216H38V218H39V216H40ZM180 215H183L182 216V220L180 221ZM234 215H236V216H234ZM2 216V217H1ZM33 216V215H32ZM36 216L34 215V218H36ZM54 216H53V220L52 219H48L47 217H44L45 219H43V220H45L44 222H46L47 221V219H48V221H50L51 222V220H52V222H53V224H51L50 222L49 223H47V224H49L50 225V227H45L46 229H44V227H43V225H42V228L45 230V232H43V233H45V235H46V230H47V228H51V225H52V229H54V227L53 226H55V227H57V228H59V226H57V224H59V223H57V222H60V220H61V222H62V224H61V222H60V224L61 225H63V222H65V220L63 219L62 220V218H60V220L58 219V221L56 222L55 221V219H54ZM185 216V217H184ZM243 216V217H242ZM3 217L5 218V219H3ZM230 217H232V218H230ZM177 219V220H175V219ZM187 218V217H186ZM239 218V219H238ZM237 219V220H236ZM3 220V221H2ZM42 220V218L40 219V221ZM228 220V221H227ZM231 220V221H230ZM232 220H233V223H232ZM5 221V222H4ZM164 221V222H165ZM167 221H166V223H167ZM171 221H172V223H175L174 224V226H177V223L179 224V225H181V222L182 221H185V223L183 222L182 224L183 225H181V226H179L180 228V231L178 232V226L177 227H175V228H177V229H174V226L172 225V226H170L171 225ZM173 221H176V222H173ZM232 224H234V226H235V229H236V227H238V229H236V231L234 232V227H232L231 226V223ZM43 221H41V223H42ZM54 222H55V224H54ZM262 222V223H261ZM45 223V224H46ZM67 223V229L70 227V225L68 226V222H65V224ZM165 223V224H166ZM169 223H170V225H169ZM188 223V222H187ZM4 224V225H3ZM46 224V225H47ZM64 224V225H65ZM224 225V227H225V229L223 230L224 232H226V231H228V228L227 227H229V225L227 226V225ZM239 224V225H238ZM6 225V226H5ZM9 227H8V226ZM13 225H14V223H13ZM40 222H39V224H38V226L37 227H39L38 228V230L36 229V231H34V232H32V236H30V234H29V236H28V240L26 241L27 243H25V241H23L24 242V244L26 245V246H28L29 245V243H30V251H25V253L26 252H28V255H27V253L25 254V255H27L28 257H27V260H30V262H31V264H65L66 262H68L67 260H69V262H70V264H81V261H82V264H87V262H83V258H85V259H87V261L89 260H91V262H93L92 264H95L96 263V261L98 260V258H100L99 260L101 261V263H102V261H103V264L105 263V261L107 262V260L109 259L110 260V258L113 256V255H115L114 253H112V252H109V253H111V256L110 255H107V260L106 259H103L102 257H99V256H101V254H98V256L96 255V252H94L93 253V248L91 249L90 247H88V248H90V249H85V247L84 246H82V244H81V241H83L84 240V237H81L80 235L78 236L77 234H79V231L78 230H76V231H72L73 229H71V228H69V229H71V233H74V234H72L73 236H76V239H74V238H72V236H70V238H69V235H71V233L69 234V229L67 230V229H64V225L62 226L63 227V229H62V227H60V229L62 230V231H65V230H67L66 231V233H67V235H65V233H63V232H60V230H59V232H58V230L56 229V230H53L54 232L55 231H57L58 232V234H60V233H62V234H60V235H58V234H56V233H54V232H52L51 233V235L54 233V235L56 234V236L58 235V237L59 236H61L60 238H56V239H58V242H56V239H55V236H53L52 238H53V240H52V238H51V236H49L50 234H49V230H47L48 231V234L49 235H47V236H49L50 238H47V236H43V233L42 232H40V234L42 235H40V234H38L39 232L38 231H41V229H40ZM242 225V226H241ZM252 225H253V227H252ZM260 225V226H259ZM45 226V225H44ZM186 226H188L187 228H186ZM262 226H263V228H262ZM9 228V229H11L10 231H9V229H7V228ZM173 227V228H172ZM260 227V228H259ZM65 228H66V225H65ZM191 228V227H190ZM193 228H195V230L197 229V231H198V227H192V229ZM227 228V229H226ZM241 228V229H240ZM250 228V229H249ZM256 228H258V230L259 229H262V230H259V232L260 231H262V232H258L261 236H255V233H257V232H255L257 229ZM5 229V230H4ZM6 229L8 230L7 232H6ZM51 229V230H52ZM190 230V229H188L186 232H184V233H188V234H190L192 231H195V230ZM249 229V230H248ZM254 229H256L255 231H253ZM3 232H2V231ZM107 230H111V231H114V230H112V227H109V228H107ZM106 230V231H107ZM176 230H177V233H175L176 232ZM43 231V230H42ZM69 231V232H68ZM78 231V233L75 235V232H77ZM110 231V233H112ZM190 231V232H189ZM238 231V232H237ZM248 231V232H247ZM252 231H253V234H252ZM9 232H10V234H9ZM36 232V233H35ZM51 232V231H50ZM105 232V231H104ZM230 232H231V234H230ZM241 232V233H240ZM244 232V233H243ZM35 235H34V234ZM108 233H109V231H108ZM118 233L119 232H117V234H116V236H118ZM238 233V234H237ZM245 233H247V234H245ZM6 234H7V236H6ZM105 234V233H104ZM120 234H122V236H120ZM243 234V235H242ZM252 235V236H250V235ZM65 235V236H64ZM105 235H107V233L105 234ZM110 234H108L107 236H109ZM152 235V234H151ZM227 235V236H226ZM256 235H258V234H256ZM77 236H78V238H77ZM107 236H105L106 238H107ZM113 236H114V234H113ZM112 235H110V237H108L109 239L111 238V237H113ZM119 236L122 238L123 237V233H119ZM118 236V239L120 238ZM150 236V235H149ZM81 237V238H80ZM115 237V236H114ZM114 237H113V239H114ZM152 238L154 237L153 235L151 236ZM4 238H6V239H4ZM12 238V239H13ZM29 238H30V240H29ZM86 239H87V236L85 237ZM89 238V237H88ZM105 238V239H106ZM108 238H107V241H108ZM120 238V239H121ZM261 238H263V237H261ZM25 239V238H24ZM52 241H51V240ZM68 239V240H67ZM71 239V240H70ZM72 239H73V241H72ZM82 239V240H81ZM86 239H85V241H86ZM112 239V240H113ZM117 238L115 237V240H116ZM235 239V240H234ZM245 239V238H244ZM244 239L241 241V243H243L242 245H245V247H246V244H244L245 243V241H244ZM246 239H248V238H246ZM245 239V240H246ZM254 240L253 242L254 243H256V242H258L259 240ZM264 239V238H263ZM14 240V243H15V241H18L17 240V238H16V240L15 239H13ZM114 240V241H115ZM230 240H231V242H230ZM249 240V239H248ZM10 243H9V242ZM29 241V242H28ZM53 241H55L56 243H54ZM72 241V242H71ZM75 241V242H74ZM237 241V242H236ZM256 241V242H255ZM264 241V240H263ZM262 241V242H263ZM7 242L9 243V244H7ZM19 242H21L22 244H21V246L23 245L24 246V244H23V242H22V239L21 240H19ZM89 242L90 241H88V242H84L83 241V243H84V245L85 244H89ZM109 242H110V240H109ZM249 242V241H248ZM252 242V241H251ZM259 242H261V239H260V241ZM13 243V244H14ZM18 243V242H17ZM17 243H15V244H17ZM74 243V244H73ZM240 243V244H241ZM247 243V242H246ZM221 244V245H220ZM240 244H238L239 246H240ZM260 244V243H259ZM7 245H12L13 246V248H11L13 251H12V253L11 252H9V255H8V252H7ZM87 245H85L86 246V248H87ZM91 245V242H90V244L88 245V246H90ZM176 245H178V243L176 244ZM241 245V246H242ZM29 246H28V249H29ZM76 246V247H75ZM222 246V247H221ZM262 246L264 247V244L262 243ZM261 246V247H262ZM6 247V248H5ZM9 247V246H8ZM82 247V248H81ZM91 247H92V245H91ZM176 247H178V246H176ZM176 247H174L175 249H176ZM244 247V248H245ZM262 247V248H263ZM1 248H0V250H1ZM20 248V247H19ZM76 248V249H75ZM206 248L207 249H209V247H207L206 246ZM212 248H210L211 249V253L212 252H214V251H212ZM222 248V249H221ZM225 250H224V249ZM10 249V250H11ZM85 249V250H84ZM174 249V251H175V253H174V256H175V254H176V252H178V248H177V250H175ZM232 249V251L230 252V250ZM252 250H253V248H251ZM264 249V248H263ZM15 250V251H14ZM27 250V249H26ZM92 250V251H91ZM214 250V249H213ZM223 250H224V252H223ZM238 250H240V251H238ZM261 249H259V251H260ZM82 251H84V252H82ZM173 251V252H174ZM210 251V250H209ZM243 251V252H242ZM250 251V250H249ZM262 251V254L264 255V250H261ZM1 252H3V253H1ZM80 252H81V255H82V253H83V255H82V257L80 258V256L81 255H79L80 254ZM89 252L90 253H93V254H91L92 256H90V257H88L87 256V254L88 255H90L89 254ZM229 252H230V254H229ZM232 252H234V253H232ZM237 252H239V253H237ZM7 253V254H6ZM29 253H30V255H29ZM84 253H85V255H84ZM148 254H149V252H147ZM179 253L182 255V253L179 251ZM179 253H177L176 255H178ZM220 253H221V255H220ZM251 253H253L252 255H251ZM3 254V255H2ZM6 254V255H5ZM66 254V255H65ZM68 254V255H67ZM107 254V253H106ZM106 254L104 253V254H102V256L103 255H105V257L104 258H106ZM144 254V253H143ZM148 254H147V256H145L144 255V257H145V260H146V258L148 259V258H150V256L148 257ZM150 254H151V252H150ZM179 254V255H180ZM233 254V255H232ZM235 254H237V255H235ZM243 254V255H242ZM259 254V256H257ZM4 255H5V257H7V260H6V258L4 257ZM10 256V258L8 257V256ZM13 255V256H14ZM69 255H70V258H69ZM73 255V256H72ZM76 255H77V257H76ZM224 255H225V257H224ZM3 256V257H2ZM62 258H61V257ZM75 256V257H74ZM94 256H96L95 258V260H94ZM116 256V255H115ZM115 256H113L112 258H111V260H113V261H115V262H112L111 260V263H110V261H109V263L108 264H112V263H118L119 264V262L118 261H120V260H122L123 259V261L125 260V258H122V257H125L126 255L124 254V256H123V254H121V258L119 257V255H117L116 257ZM172 256H173V254H172ZM172 256H170V260L173 258ZM199 256H201V255H199L198 254V257ZM221 256V257H220ZM244 256V257H243ZM255 256H257V257H255ZM12 257V258H11ZM16 258L18 257L17 255L15 256ZM22 257V256H21ZM25 257V256H24ZM30 257V258H29ZM61 258V261H60V258ZM66 257V258H65ZM110 257V258H109ZM172 257V258H171ZM230 257H231V259H230ZM243 257V258H242ZM261 257H263L264 258V256H261ZM9 258V259H8ZM29 258V259H28ZM73 258H77V260L75 259V261H74V259ZM88 258H90V259H88ZM92 258V259H91ZM117 258H119L118 259V261H117ZM126 258H127V256H126ZM177 258L179 259L180 258V256H177ZM215 258L216 257H214V262H216V260H215ZM223 258V259H222ZM252 259H253V257H251ZM19 259H20V257H19ZM18 259V261H17V264H18V262L22 259H20L19 260ZM23 259H26V258H23ZM22 259V260H23ZM65 259V261L66 262H64L63 260ZM67 259V260H66ZM102 259V260H101ZM116 259V260H115ZM128 259V258H127ZM174 259V258H173ZM173 259H172V264H174V263H176L177 264V262H174L173 261ZM176 259V258H175ZM177 259V260H178ZM201 259H202V257H201ZM220 259H222V260H220ZM229 259V260H228ZM237 259V260H236ZM254 259H253V261L251 260V262H249V263H251L252 264V262H254V263H258V264H264V260L263 259H261V260H263L262 261V263H260V262H258L257 261V259H255L256 261H254ZM8 260L10 261V262H8ZM21 260V261H22ZM71 260V261H70ZM98 260V261H99ZM105 260V261H104ZM176 260V261H177ZM227 260V261H226ZM245 260V264H249V263H247V261ZM26 261V260H25ZM25 261H22V264L23 263H25ZM77 261V262H76ZM84 261H86V260H84ZM88 261V262H89ZM98 261H97V263L96 264H98ZM117 261V262H116ZM123 261H121L122 262V264H128V262H126L125 261V263H123ZM217 261V262H218ZM233 263H232V262ZM27 262H29V261H26V263ZM68 262V263H69ZM74 262V263H73ZM76 262V263H75ZM80 262V263H79ZM91 262H90V264H91ZM121 262H120V264H121ZM216 262V263H217ZM100 262H99V264H101ZM225 263H222V264H225ZM253 263V264H254ZM14 264H16L15 262H14ZM21 264V263H20ZM67 264V263H66ZM210 264H214V263H210ZM238 264H240V263H238Z\"/></svg>",
    "mask_w": 264,
    "mask_h": 264
},
{
    "label": "bare ground",
    "instance_id": "obj_2",
    "mask_svg": "<svg viewBox=\"0 0 264 264\" xmlns=\"http://www.w3.org/2000/svg\"><path fill=\"white\" fill-rule=\"evenodd\" d=\"M38 1V2H37ZM73 1V0H72ZM72 1L71 0H36V4H38V6H41V7H36V8H29L30 7V4L33 2L34 3V1L33 0H14V2H15V4L14 3H12V4H14V5H12L11 6V8H16V11H20V9H21V11L20 12H18V13H21V14H19L20 16L22 15L23 17L25 16H29L30 18L31 17H33L34 19L35 18H37L38 16H39V19H44L43 18V15H46V14H44L43 12L44 11H41V10H39L40 8H42L43 7V10L44 9H49L50 7H52V19H51V22L50 23H48L49 22V20L47 19V23L48 24H45L46 22H41L40 23V21H39V23L40 24H44L43 25V27H42V25H41V27H42V29H40V30H46V29H44V26L46 25V28H48L49 27V25L51 24V26H52V28L54 27V29L56 28L57 30H60V32L59 31H57V32H59V34H58V37L56 38H54L55 40V42L53 43L52 41H48L49 43H53L55 46V49L58 47V48H60V49H58L57 48V52H58V50L61 52L62 51V54L64 55L62 58V61H60V60H57L58 61V64H59V62H61V65L63 64H65L66 62L68 63L69 61L68 60H70V62L72 61L73 62V60H75V62L76 63H78V62H84V63H86V62H88V60L89 61H91L92 62V60H91V58L94 56V58H95V54L97 55V52H100V53H98L99 55H97L96 56V58L97 59H101L102 58V60H104V62L106 61V63H108L107 62V60H111V59H113V57L114 56H116V55H112V52L114 53V51H112L111 49V52L110 51H103V53H101L102 52V49H107L108 48V50H109V47L111 48V46L113 45L112 44V42H114L115 44H116V40L117 41H119L118 40V38H117V36H121V34H122V36H132L131 38H133V37H136V36H139L140 37V35H133L134 33H136V30H138V29H142V30H146L145 28L146 27H142V28H139L140 26H138V28H136V30H131V29H133V28H135V24L133 23V24H130V25H128L130 22L132 23V21H130V20H128L127 22H129V23H125L126 21L125 20H123L124 22H123V24H118V23H115L116 22V19H114L115 20V22H114V20H113V18L115 17H113V15L114 14H116V11L115 10H113L114 9V7H113V9H112V4H110V7L109 6H107V7H105L104 9H105V12H106V10L108 9V7H109V9L107 10L108 12L109 11H111V10H113V12L115 11V13H112L111 12V16L113 17H110L109 15H110V13L108 14V16L110 17V19H112L111 21H106V19L108 18V16H106L107 14H105V12H104V16H105V18H104V16H103V14H101L102 12H103V10L101 11V13H100V11H99V9L101 8L102 9V7H103V5H101V3L100 4H97V5H95L96 4V2L94 1L93 3L94 4H92L91 2V9H92V7H93V5H95V7L96 6H98L99 7V9H98V11H96V10H94V8L95 7H93V11H96V15L95 14H93V15H91L90 14V11H91V9H90V11H89V14L87 15V14H85L84 12H85V10H84V12H83V10L82 9H84V7H82V9H81V6H75L73 3H72ZM84 1V0H83ZM103 1V0H102ZM105 1V0H104ZM103 1V2H104ZM190 1H192V0H190ZM252 0H250V2H251ZM257 1V0H256ZM255 1V2H256ZM259 1V0H258ZM72 3V5L73 6H71L70 4ZM87 2H88V0H87ZM87 2H84V3H87ZM252 2H254V0L252 1ZM261 2V1H260ZM70 3V4H69ZM98 3H99V1H98ZM204 3V2H203ZM41 4V5H40ZM253 4V3H252ZM255 4V3H254ZM253 4V5H254ZM260 3H258V5H259ZM70 5V6H69ZM86 5V4H85ZM89 6H90V4H88ZM105 5V4H104ZM258 5H255V7L256 6H258ZM88 6V7H89ZM201 6L204 8L205 7V3H204V5L201 3ZM200 6V7H201ZM80 7V8H79ZM97 7V8H98ZM199 7V8H200ZM254 7V8H255ZM17 8H20V9H18L17 10ZM38 8V9H37ZM96 8V9H97ZM253 8V7H252ZM263 8V7H262ZM15 10V9H14ZM261 10H263V9H261ZM15 11V14H16V16H18V13ZM87 11V12H88ZM51 12V11H50ZM92 12V11H91ZM107 12V13H108ZM258 12V11H257ZM41 13H43V15L41 14ZM263 13V12H262ZM261 13V14H262ZM14 14V15H15ZM41 14V15H40ZM50 14V13H49ZM50 14V15H51ZM100 14V16L102 17V18H104V19H102L104 22L106 21V23H103V21L100 19L101 17H99V16H97V15H99ZM47 15H48V13H47ZM263 15V14H262ZM40 16H42L41 18H40ZM93 16V17H96L97 16V20L96 19H93V20H91V17ZM118 15L116 14V18H118L117 17ZM50 17V16H49ZM50 17V18H51ZM98 17H99V19L101 20V21H98ZM1 18V17H0ZM27 18V17H26ZM25 18V19H26ZM29 18V19H30ZM33 18H31V19H33ZM48 18V17H47ZM33 19V20H34ZM75 19H77V22H78V19H79V21H81V23H84V24H82V25H79V26H81L80 28H82V26H83V28H84V30H87L88 28H90L89 30H87V31H83V29H80V30H82L83 32V34H81V31H78V32H80V34H77V32L76 31H74V30H77V28L79 27H77V26H74V24H72L71 23V21L72 22H74V20ZM109 19V20H110ZM119 19V18H118ZM4 20V19H3ZM1 21H2V18H1ZM0 21V22H1ZM35 21V20H34ZM38 21V20H37ZM36 21V22H37ZM61 21H64V22H62L61 23ZM120 21L121 20H119V23H120ZM3 22V21H2ZM1 22V23H2ZM5 22V21H4ZM3 22V25L2 26H4V29H7V28H9L8 26L6 27V23H4ZM118 22V21H117ZM122 22V21H121ZM38 23V24H39ZM75 23V22H74ZM81 23H79V24H81ZM125 23V24H124ZM40 24H39V26H40ZM74 26H72V25ZM90 24V25H89ZM76 25V24H75ZM131 25H133V26H131ZM1 26V27H2ZM48 26V27H47ZM131 26V27H130ZM41 27H39V28H41ZM49 28H51V27H49ZM48 28V29H49ZM51 28V29H52ZM73 28H74V30H73ZM76 28V29H75ZM96 28H97V30H96ZM50 29V30H51ZM53 29V30H54ZM78 29V30H79ZM91 29H95L97 32H98V30L99 29H102V31L104 30V32H102V33H104L105 34V36L107 35V37H106V39L104 38V40H102L100 37H102V35H104V34H101V30L98 32V33H100L101 35H100V39H98L97 37L99 36H96V34H95V30L93 31V33H91ZM1 30V29H0ZM3 30V29H2ZM8 30V29H7ZM6 30V31H7ZM130 30V32H128ZM90 31V32H89ZM134 32V33H132V32ZM4 32V31H3ZM42 32V31H41ZM40 32V33H41ZM56 32V33H57ZM74 32H76V34L74 33ZM145 33V31H140L139 32V30L137 31V33L138 34H140V33ZM8 33H9V31H8ZM39 33V32H38ZM73 33L75 34V36L73 35ZM88 33V34H87ZM118 33V34H117ZM119 33H120V35H119ZM123 33H126V35H124ZM128 33V34H127ZM136 33V34H137ZM143 33V34H144ZM0 34H4V33H0ZM12 34H15V33H12ZM12 34H11V36H10V38L12 37ZM42 34V33H41ZM40 34V35H41ZM113 34H115V36L113 37ZM143 34H141L142 35V37H144V35ZM15 35H17V34H15ZM15 35H13V37L12 38H14L15 37ZM19 35V34H18ZM17 35V36H18ZM39 35V34H38ZM71 35V36H70ZM117 35V36H116ZM1 36V35H0ZM4 36H6V33H5V35H3L2 37H3V39H1V41H0V52L3 54L4 53V55L6 54V56H4V55H2L1 53V57H0V80H2V78H4L5 80H6V78L8 77V76H10L11 74V71H10V73L6 70V68H5V66L7 65L8 67H9V65H8V63L10 64V62L11 63H14L13 61H15L16 63L17 62H19L18 60H21L19 63H17V64H19V65H26V59H22L20 56L18 57V55L20 54L19 52V50H23L22 48L21 49H19L20 47L18 46L19 44V42H20V40L17 38V37H15L16 38V40H19V42L18 43H16V44H14L15 46H18V48L16 47H14L13 48V45L9 42V41H12V39L10 40L9 39V41L7 40V37H4ZM8 36V35H7ZM20 36V35H19ZM37 36V35H36ZM109 36H111V37H113V40H115V41H113L112 40V38H110ZM128 36V37H129ZM2 37H0V38H2ZM54 36H52V38H53ZM116 37V38H115ZM139 37H137V38H139ZM141 37V39H143V41H144V39L145 38H142ZM253 37V36H252ZM257 37V36H256ZM52 38H49V39H52ZM130 38V37H129ZM252 39V38H251ZM264 39V38H263ZM15 40V41H16ZM100 40H102V41H100ZM112 40V41H111ZM136 40V39H135ZM255 40V36H254V39L251 41V42H253ZM137 41V40H136ZM142 41V42H143ZM256 41H257V39L254 41L255 43H252V44H256ZM120 42V41H119ZM258 42V41H257ZM259 43V42H258ZM257 43V44H258ZM18 44V45H17ZM48 44V43H47ZM115 44L113 45V47H114V49H115ZM143 44H144V42H143ZM142 44V45H143ZM256 44V45H257ZM12 45V46H11ZM45 45V44H44ZM118 45H120V43L118 44ZM139 45H140V43H139ZM251 45V44H250ZM20 46H22V45H20ZM48 46V45H47ZM52 44H50L49 45V49H45L44 51H49V52H51V50H50V48L52 49V51H54L55 49H54V47L52 48ZM162 46V45H161ZM43 47V46H42ZM120 47V46H119ZM118 47V48H119ZM155 47H157V46H155ZM160 47V46H159ZM121 48V47H120ZM151 48V47H150ZM162 48V47H161ZM54 49V50H53ZM62 49H64L65 51L63 52V50ZM113 49V48H112ZM154 48L152 47V50H153ZM157 49H158V47H157ZM26 50V49H25ZM100 50V51H99ZM125 50H126V48H125ZM125 50H123L124 52H125ZM155 50V49H154ZM159 50H160V48H159ZM158 50V51H159ZM257 50V49H256ZM55 51V53L54 54H56L57 52ZM78 51H80V52H78ZM83 51V52H82ZM127 51V50H126ZM142 51H143V49H142ZM146 51V55H147V53L149 52V55H150V53H151V50L149 51L148 49L147 50H145ZM254 51V50H253ZM21 52H23V51H21ZM122 52V51H121ZM141 52V51H140ZM139 52V53H140ZM53 52H51V53H48V54H52ZM152 53H153V51H152ZM168 53H170V52H168ZM252 53V52H251ZM257 53V52H256ZM260 53V52H259ZM22 54V53H21ZM60 53L58 52V54H56V55H59ZM101 54H103V56L101 55ZM122 54V55H121ZM121 54H119L118 55V57H121V56H124V54L123 53H121ZM127 54H129V53H127ZM137 54V53H136ZM143 54V52H141L140 53V55H139V59H142V58H145V53H144V56L142 55ZM153 54H156V52L155 53H153ZM246 54V53H245ZM121 55V56H120ZM25 56V55H24ZM29 56V55H28ZM28 56H27V58H28ZM49 56H51V55H49ZM62 56V55H61ZM99 56H101V57H99ZM113 56V57H112ZM138 56V55H137ZM141 56V57H140ZM163 56V55H162ZM161 56V57H162ZM250 56H251V54H250ZM249 56V57H250ZM254 56V55H253ZM260 57H262L261 55H259ZM6 57V58H5ZM46 57H47V55H46ZM54 57V56H53ZM112 57V58H111ZM117 57V56H116ZM125 57V56H124ZM124 57H121L120 58V60L122 61L123 59H124ZM126 57H128V58H132V57H130V54H129V56H127L126 55ZM136 56H134V58H135ZM164 57H165V55H164ZM202 57V59L203 60H205L206 58L205 57H203V56H201ZM258 56H256V57H254V58H257ZM20 58V59H19ZM36 58V57H35ZM49 58V57H48ZM51 58V57H50ZM61 59V57H58V59ZM96 58L94 59L95 61H96ZM133 58V60H134V62L132 61H130L129 59H127V58H125L126 60L124 61V63L122 62H119L118 60V62L116 63V65H118V66H116V68H115V64H114V62L112 63V61L110 62L111 64H114V65H112V66H114V67H112L111 66V64H109V67L107 66V65H104V64H106V63H104V62H102L101 60H99L98 62H101L102 64H99L97 61V64H91V63H87V64H89L90 66H88L87 64H81V66L80 65H78L76 68L74 67V66H76V65H74L75 64V62H73L74 64L72 65V66H68V67H70V68H72V69H70L71 70V72L72 73H74L75 74V71L77 72V71H79V75H80V72L81 73H83V74H81L82 76L85 74V73H89V74H91L90 76L89 75H87V77L88 78H85V76L86 75H84V78L82 77V76H77V77H82L83 79H85V84H86V81H88V85H87V87L89 88V89H91L92 87L91 86H93V84L98 80V81H100V75H98V72L99 73H101L102 74V77H103V80H102V82L104 81H107L108 79L109 80H111V82H110V84H112L113 83V78H114V76L116 75H118L119 73L118 72H120L122 69H126V67H123L124 66V64H125V66H128L127 68H129L130 67V65L132 64H134L135 62H137V60H136V58H138V57H136L135 59ZM166 58H167V56H166ZM247 58V57H246ZM259 58V57H258ZM258 58L256 59V60H254V59H252V60H250L251 62H255V61H257L259 64L260 63H262L263 62V60L262 59H264V57L263 58H259L260 60H262L261 62L260 61H258ZM37 59V58H36ZM72 59V60H71ZM146 59V61H147V57L145 58ZM145 59H143V60H145ZM161 59V58H160ZM201 59V58H200ZM201 59V60H202ZM210 59V58H209ZM55 60V59H54ZM65 60H66V62H65ZM94 60H93V62H94ZM109 60V61H110ZM30 60H28V62H29ZM49 61V60H48ZM78 61V62H77ZM127 61H130L129 63H127ZM142 61V60H141ZM140 61V63H138V64H141V63H143V62H145V61H142L141 62ZM163 61V60H162ZM161 61V62H162ZM205 61H207V60H205ZM249 61V60H248ZM27 62V63H28ZM64 62V63H63ZM96 62H94V63H96ZM164 62V61H163ZM257 62H255V64H256V67H251L252 68V71H258V73H257V75H259V76H256L253 80H254V82H253V85H252V82L251 83H248L247 82V88H249L250 86V88L249 89H247L249 92H250V96H247V98H246V95H244L245 96V101H244V104H243V102H242V104L243 105H246V103L247 104H249L250 106H249V108H248V106H247V108H244L243 110L245 111V113H244V111H242L243 112V114H242V116H237V115H235V117L237 116V117H239V118H235V120H237V121H226L224 118V122H222L221 124H223V125H221L222 127H221V130H220V128H219V130L221 131H218L219 132V134L221 133V135H219L218 136V138L220 137V140H222L224 143V145L226 146L227 145V148L229 147V146H231V145H233V143H235V142H237V139H239L238 140V148L236 149V150H238V151H236L235 152V156H236V158H237V160H234L235 159V156H233L234 157V159L232 158H230V157H228L229 158V160L231 159L233 162H235V163H233L231 160H230V162L228 163V165L225 163V164H223L222 166H224V165H226V166H224L225 167V169H223L222 167L220 168H218V164H216L217 162V160H218V158L220 157H218L217 155L218 154H215V153H213L212 155H213V157H214V155H216L218 158H217V160L216 161H214L213 163H212V166L210 165V167L209 168H207V167H205V170H201V171H199V169H201V168H198V166H197V168L198 169H196V167H195V169H194V166H192V165H190L191 167H193V168H191V167H186V165H181V160H183V159H178V158H180V157H182V155L180 156V157H177L178 155H180L177 151L179 150V148L177 149V150H175V152H177L178 153V155H177V153H175L176 154V157H175V154L173 155L174 157H171L170 155L172 154V152H171V150L173 151L174 150V148L172 149V148H170L171 150H170V153L168 154V151L165 149V147H163V149H162V147H161V149H159V153L157 154L158 155V157L161 159L162 157H164V159L163 160H161V161H159V163H158V161L156 162V163H154V162H151L152 163V165L153 164H156V166H158L159 164L161 165V163H162V165L163 166H161V167H163V168H161L160 167V165H159V169H161V171L162 170H164V171H162V174L161 175H159L158 174V172H157V174H158V176H157V174H156V172H155V176H154V178H156L157 179V177L159 178V176H160V178L159 179H161V176L163 177V179L162 180H160V181H158V179H157V181H158V183L160 182H162V184H164V185H161L160 183V185L158 184H156L157 182H155V181H153V180H151L150 178L151 177H153V172H154V170L152 169V168H150L149 167V169L150 170H152V173H151V171L149 172L151 175H150V178L149 179H147L148 181L149 180H151V181H153V182H148L147 184H148V186L147 185H145L146 184V181L145 182H143L145 179H143V177H145L146 178V173L149 175V173H148V171H146L145 172V175L143 174V175H141V173H140V175H138L139 173H138V171H137V167L135 168L134 166H133V164H132V167H134V169H136V171H134V169L133 168H131L130 167V164L128 165L127 163V165L128 166H125L126 164L123 162V160L124 159H126L127 160V158L128 157H126V155H129V152L130 151H134V150H136L135 149V147H134V150H133V148H132V150H130V151H128L129 149H128V146L126 147V148H123L122 149V147L125 145L126 146V144H123V145H121V147H119L118 148V146L116 145V144H114L113 146H117V148L120 150V148H121V150L119 151V152H117L118 151V149L116 148V146H115V148H113L112 146H110L109 147V149L110 148H112V149H110V150H107V145H106V147H105V144L104 143H106V140H105V138H102V140H100V134H96V132H98V131H94L96 128H98V125L100 126L101 125V123L100 124H98V123H96V122H100V121H96V122H94L95 123V125H94V123H93V118H92V116H89V117H91L92 119H88V115L93 111V109H97V108H100L99 106H97V104H96V106L93 108L92 106H89V109H86V111L88 110V111H90L92 108V111L91 112H89V114L87 113V118H86V116L84 117H81V116H79L78 115V113H77V115L76 114H74L75 113V111L74 110H76V109H71V107H73L74 105V107H77L76 106V104H74V103H77V101H79V99H81V100H83V98H85V97H79V95H80V93L78 94V92H80L79 91V89L83 86H81L80 85V82L81 83H83L84 84V82H82L80 79H77V81H74L75 83L77 82L78 83V80H80V82H79V85L81 86L80 88H78L79 87V85L77 86L75 83V85H73V87H77L78 89H75V88H73L72 90H71V93H70V89H71V85L69 86L68 85V81H70V80H65V82H66V84L67 85H65V84H61V83H63L62 81H61V79L59 80V81H61L60 82V85L58 84L57 86H56V84H53V82H51L53 85H51V86H49V85H39L40 87V92H39V94H38V97L40 96V97H42V98H44V97H47L48 98V96L49 95H51V96H53L54 94H51L50 92H49V88H51L52 86L54 87H58L57 89L59 90H57L55 87H54V90H57V92L56 93H60L61 92V90H63V93H60V95L62 96H64V93H66V95H68V97H70V98H68V97H66V96H64L65 98H67V99H69V103H68V100L67 99H65L64 101L66 102V100H67V102H66V104L63 102V96H62V103L63 104H65L64 105V107H67V108H69V111H74V113L71 111V114H72V116L71 115H69V114H67V115H69L68 116V119H69V117H70V121H66V118H67V116H64V118H65V121H66V124L65 125H62L63 127L65 126V127H67V130L68 129H70V131L72 130L73 132H74V130L77 128L78 130H79V128H80V132L82 131V132H84L86 135L84 136V134H83V138L79 135L78 136V134L76 135V138H75V140L77 139L78 140V142L79 143H77V141H75L74 140V142H76L77 144H79V145H77V144H75L74 146H78L79 148H77V146L75 147L76 149H78V150H81L82 151V153L84 154L85 152H88V154L90 153V150H91V147H94L95 148V150L93 149V151H96L97 152V154H96V152H95V155H96V157H95V159L94 158H92V156L94 155V153H92L91 152V154H92V156H91V154H84V155H86V156H88V157H86L85 156V158H89V159H91V160H94V161H96V159H98L97 158V156L98 155H100V157H99V159L101 160L100 162H102V160H103V162H104V160H105V166L108 168L107 169V171L104 169V168H106L104 165H103V163H100V164H102L101 166H99V165H97L98 166V168L97 167H92L91 168V166H92V164H90L91 163V161H89V159L86 161L85 160V158L82 156V158H79L80 159V161H79V159H78V156H77V159H75V161L74 162H76V160L77 161H79V162H84V163H80L79 164V162L77 163H75L78 167L79 166H81L80 167V170H79V172H78V167L77 168H75L76 166H75V164H74V162H73V164H74V166L75 167H72V169H73V171L75 172V170L74 169H76V171L77 172H75V173H77V175H75V178H71V177H69V176H72L73 174H69L67 171H70V170H72L70 167V170H69V168L67 169V171H66V169L64 168V171H66V172H62V171H60V165L61 164H59L58 166L57 165H55L57 162H55V163H53L54 165V167L55 166H57V167H53L52 166V164H51V161H53V159L51 158V151L53 150L52 148L53 147H50V146H48V147H50L49 149H48V147L47 148H45V144L43 145L44 146V148H43V151L45 150V149H48L49 151H50V153H49V151H46L45 150V152H44V156H45V154H47L46 152H48L49 153V157L52 159H49L48 160V158L47 157H44L42 154H43V151H42V153L40 152V151H38V148L37 147H35V145H37V143H38V141H39V143H38V146L39 145H41V141L37 138L38 137V135H37V139H35V137H34V133H32V135L31 134H29V133H31V131L29 132V130H32L33 131V129L36 127V126H34L33 125V122H32V124L30 123H28L30 126L31 125H33L34 126V128H33V126H32V129H29V130H27L29 133H27V131H26V129H25V125H27V124H24L22 127H24V128H22V127H20L21 126V124L23 123V122H21L20 123V126H17V125H15L16 123H14L15 122V120H18L17 118L19 117V115L21 114L22 116H23V112L21 113V110L19 111V115H18V113H15V112H17L18 110H16V109H18V107H19V104L21 103L20 101H17V98H19V97H16V96H14L13 95V93L9 96V94L6 96V95H4V97H0V213H2L1 215H3L5 218L6 217H9V219H11V223L9 222L10 220L8 219V218H6V220L11 224L10 225V228L12 229L13 227V229H15L14 230V232L12 231V233L10 234V232H9V234L10 235H8L7 236V234H6V236L8 237V238H10V236L11 235H13V233H15V235L14 236H16V234H17V236L15 237V238H13L12 236V238L13 239H15L16 240V238H17V240L18 241H15V243H17V244H15L14 243V240L11 238V240L9 239V241L11 242L12 241V243H10L9 241V243L10 244H12L13 246L14 245H17V246H19V243H20V248L19 247H14L13 248V246L12 245H7V252L9 251V252H11L12 253V249L11 248H13V249H15L16 248V252H13V253H17L16 255L18 256L17 258L15 257L16 255H14V254H12V255H10V256H12L13 258H14V260H11V262L8 260V262H10V263H12L13 262V264H14V262L17 264V261H18V259H19V257H20V259L22 258H26V259H21L22 261H29V262H27L26 263V261H25V263H23V264H31V262H30V260H27V255H28V252H26L27 253V255H25L26 253H25V251H30L31 249H30V243H29V249H28V246H26L25 244H24V242L23 241H25V243H27L26 241L28 240V236H29V234H30V236H32L31 234H32V232H34V231H36V229L38 230V228L39 227H37L38 226V224H39V222H40V225L42 224H44L43 225V227H44V229H46L45 227H50V225L49 224H47V223H49L50 221H48V219H52L53 218V214H51V213H49L52 217H50V216H47L48 215V212H50L49 210H50V206H48V205H51V208H57V211L56 212H54L55 214L57 213V214H59V212L60 211H62V212H60V214L62 213V216H64L65 215V217H61V215H59V217L60 218H62V220L64 219L65 220V222H68V226L70 225V227L69 228H71V229H73L72 231L74 232V231H76V230H78L79 231V234H77L78 233V231L77 232H75V235L77 234L78 236L80 235L81 237H84V242H88V241H90L91 242V245H92V247H91V245L90 246H88L89 244H90V242H89V244L87 245V244H85V245H87V248H86V246L84 245V243H83V241H81V244H82V246H84L85 247V249H94L93 250V253L94 252H96V255L98 256V254H101V256H99V257H102L103 259H106L107 260V255H110L111 256V253H109V252H112V253H114L116 256L117 255H119V257L121 258L122 256H121V254H123V256H124V254L127 256V258H126V256L125 257H122V258H125V260L123 261V259L122 260H120V261H118V259L119 258H117V261L119 262V264H120V262L121 261H123V263H125V261L126 262H128V264H172L173 262H172V259H173V261L174 262H177V264H210V263H214V264H220L219 263V259H218V257L217 256H213V254L216 252V255H218V253L221 251V250H218V253H217V250H215V249H219V242H220V239H221V236L224 234H226L227 232H229V231H232V229L231 230H229V228H231L230 227V225H229V227H227L228 228V231H226V232H224L223 230L225 229V227H224V225L227 223V222H225L226 221V218L224 217V213L223 212H225L224 210L226 209L225 207V209L222 211V205H224L225 206V204H224V202L226 203V201H225V198L227 197L226 195H225V193L227 194V188H229V187H226V189H225V187H223V184L225 183V184H227V179H225V178H228L227 176L230 174V175H234V176H236V175H238L237 173H238V170L241 168V170L239 171V173H241V177H240V182L242 183V185L243 184H245L244 182H242V181H244L245 180V182L247 181H249V179H251L250 181L255 185H253L255 188H256V190L257 191H264V162H263V160H264V158L263 157H261V158H263V160L261 161V159L260 158H257V161L260 159V161L257 163V164H255V159H256V157L253 159V157L252 156H257L256 154H257V152L256 151H259L261 148L263 149V147H264V145H261V147H260V144H264V63L263 64H258L257 65ZM21 63V64H20ZM31 63H33L32 62V60L30 61V63H28V67L29 68H32V69H34V67L33 66H31L30 67V65H31ZM53 63V62H52ZM118 63H121V64H118ZM131 63V64H130ZM147 63V62H146ZM146 63H144V64H142L143 65V67H141L142 65H140V66H138V68H136L137 67V63H136V67L133 65H131V67H132V69H133V67L134 68H136V72L139 70V73H141V69H148L149 67L146 65V66H144ZM16 64V65H17ZM130 64V65H129ZM204 64V63H203ZM255 64H252V66H254ZM60 65V66H61ZM164 65V64H163ZM245 65V64H244ZM43 66V65H42ZM54 66V65H53ZM60 66H58V67H60ZM111 66V67H110ZM247 66V65H246ZM262 66V67H261ZM17 67V66H16ZM22 67V66H21ZM25 67V66H24ZM37 67V66H36ZM66 67V65H64V67L62 66V68H63V71L65 72V70L66 69H64ZM73 67L75 68V71H74V69H73ZM106 67H108V68H106ZM121 67H123L121 70H120V68ZM145 67V68H144ZM148 67V68H147ZM14 68V67H13ZM28 68V69H29ZM115 68V69H114ZM139 68H141V69H139ZM246 68V67H245ZM255 68V69H254ZM27 69V68H26ZM31 69V70H32ZM43 69V68H42ZM41 69V70H42ZM52 69V68H51ZM118 69V71H117V73H116V70ZM130 69V68H129ZM131 69V70H132ZM248 69H250L249 67H248ZM16 70V69H15ZM34 70H37L38 71V75H39V68L38 69H34ZM69 70V71H70ZM115 70V71H114ZM129 71V72H135L134 70H132V71ZM144 70V71H145ZM244 70V69H243ZM14 71V70H13ZM16 71H19V70H16ZM61 71H62V69H61ZM127 71H128V69H127ZM187 71V70H186ZM251 71V69L250 70H248V72L247 73H249ZM33 72H35V74L37 73L36 71H33ZM67 72V71H66ZM65 72V73H66ZM143 72V71H142ZM185 72V71H184ZM255 72H250L251 73V75H253L252 73H255ZM259 72L260 73H262L261 75L262 76H260V74H259ZM33 76H35V74L34 73H32V72H30ZM92 73L94 74V73H96V74H94V75H96L97 77H98V79L96 78L95 80L96 81H94V77H93V75H92ZM115 73V74H114ZM180 73V72H179ZM10 74V75H9ZM26 74H27V72H26ZM30 74V76H32ZM69 74V73H68ZM71 74V73H70ZM77 74V73H76ZM120 74H121V72H120ZM133 74V73H132ZM182 74V73H181ZM38 75H36V77H39ZM104 75V76H103ZM114 75V76H113ZM136 75H138L137 73H136ZM178 75V74H177ZM244 75V74H243ZM248 75V74H247ZM250 75V76H251ZM255 75V74H254ZM253 75V76H254ZM113 76V77H112ZM182 76V75H181ZM188 76V75H187ZM246 76V75H245ZM41 77V76H40ZM71 77V76H70ZM89 77H91V78H89ZM93 77V78H92ZM101 77V78H102ZM136 77V76H135ZM178 77V76H177ZM190 77V76H189ZM244 77V76H243ZM248 77V76H247ZM258 77V78H257ZM31 78V77H30ZM33 78V77H32ZM42 78V77H41ZM40 78V79H41ZM176 78V77H175ZM181 78V77H180ZM179 78V79H180ZM43 79V78H42ZM42 79H41V81H42ZM87 79H89L90 80V82L92 83V82H94L93 84H91L90 82H89V80H87ZM115 79H117V77L115 78ZM114 79V80H115ZM185 78H183V79H180V81L179 82H181V84L182 85H180L177 81H178V79L176 80V82H177V84H179V86L178 85H175V87L177 88V91H178V87L180 88V86H181V88H180V92H181V94H179L180 96H178V97H180L178 100V102L183 106V109L185 110L184 112H187L188 110H190V108L192 107H197V106H199L200 105V102L202 103V105L203 104H206L207 102L205 101V100H202V99H200L199 98V94L195 91V89H193V87L191 86V85H188L187 84V81H189V79H188V77H187V80L185 79V82L184 83H186V85H184V83H182V81L184 80ZM245 79V78H244ZM252 79V78H251ZM76 80V79H75ZM108 80V81H109ZM172 80V79H171ZM173 80H174V78H173ZM247 80V79H246ZM58 81V80H57ZM58 81V82H59ZM64 81V80H63ZM98 81L96 82L97 84H98ZM108 81L107 82H105V83H107L108 84ZM117 81H119V79H117V80H115L114 81V83L115 82H117ZM125 81V80H124ZM196 81V80H195ZM11 83L12 81H9L8 79L6 80V82L5 81H0V92L2 91H5V90H7V88L9 89V88H11V86H15V83H14V85H12V84H10L9 85V83ZM47 82V81H46ZM71 82V81H70ZM69 82V83H70ZM119 82H121V81H119ZM119 82H117L116 84H121V88H122V90H121V88H120V91H122L123 93H125V94H127V93H129V89L128 88H126V86L125 85H123V86H125L124 88L125 89H127V91L128 92H125V89H123V87H122V83H119ZM123 82V81H122ZM54 83H56V82H54ZM72 83V82H71ZM100 83V82H99ZM114 83L112 84L113 86H115L114 85ZM191 83V82H190ZM198 83V82H197ZM246 83V82H245ZM24 84V83H23ZM17 85L21 90H23V89H25L26 88V86H28L27 84L25 85ZM41 84H44V82H41ZM50 84V83H49ZM97 84H95V86L96 87H98V86H100V84L97 86ZM102 84V83H101ZM110 84H108V85H110ZM124 84V83H123ZM192 84V83H191ZM193 84H195L194 82H193ZM250 84V86L248 87V85ZM89 85H91L90 87H89ZM103 85L104 84H102L101 85V87L102 88H105V90H103L102 88V90L104 91V92H107V90L108 89H106V87H103ZM106 85V84H105ZM107 85V86H108ZM185 87H184V86ZM16 86V87H17ZM63 86H67L69 89H65V87H63ZM117 86H115L114 88H116ZM84 87H85V90H89V89H87L86 88V86H83V90H84ZM111 87V86H110ZM194 87H196V86H194ZM18 88V89H19ZM93 88H94V86H93ZM118 88V89H119ZM198 88V87H197ZM196 88V89H197ZM53 89V88H52ZM65 89V90H64ZM100 88H99V90H101ZM131 90H133L132 88H130ZM67 90H69V93H68V91ZM81 90V89H80ZM85 90H84V94H85ZM110 90H112V89H110L109 88V90H108V92L106 93V94H108L109 93V95H108V97L105 95V93H104V96H106L107 98H109L110 96H111V98H109L108 99V101H106L107 102V104H108V102H110L109 100L110 99H112L114 96H115V93H112V91L110 92ZM130 90V91H131ZM52 91V90H51ZM67 91V92H66ZM82 91V90H81ZM176 91V90H175ZM178 91V92H179ZM116 92V91H115ZM238 92V91H237ZM245 92V91H244ZM249 92H247V94L249 93ZM55 93V92H54ZM76 93V94H75ZM86 93H87V91H86ZM112 93V94H111ZM209 92L207 91V94H208ZM233 93V92H232ZM83 93L81 92V95H82ZM130 94V93H129ZM210 94V93H209ZM208 94V95H209ZM234 94H235V91H234ZM233 94V95H234ZM243 94V93H242ZM60 95L59 94H57V96H59L58 97V100H59V98H60ZM124 95V94H123ZM122 95V96H123ZM230 95V94H229ZM249 95V94H248ZM85 96H86V94H85ZM211 96V95H210ZM22 97V96H21ZM20 97V98H21ZM28 97V96H27ZM54 97V96H53ZM205 97V96H204ZM208 97V96H207ZM207 97H205V98H207ZM235 97V96H234ZM238 97H240V96H238ZM242 97V96H241ZM249 97L250 98H254L253 100L254 101H252L251 100V103L249 102L248 103V100L250 101V99H249ZM19 98V99H20ZM26 98V97H25ZM25 98H24V100H25ZM47 98H45V99H47ZM105 98V97H104ZM22 99V98H21ZM20 99V100H21ZM50 99V98H49ZM54 99H55V97H54ZM115 99V98H114ZM210 99H211V97H210ZM214 99V98H213ZM216 99V98H215ZM218 99V98H217ZM223 99V98H222ZM239 99V98H238ZM248 99V100H247ZM55 100H57V98L55 99ZM71 100V101H70ZM80 100V101H81ZM100 100V99H99ZM106 100V99H105ZM221 100V99H220ZM22 101H23V99H22ZM101 101H104V99L103 100H100V102L99 103H102ZM117 101V100H116ZM116 101H115V103H116ZM256 101V104H252V102L254 103ZM91 102V101H90ZM90 102H89V104H90ZM95 102V101H94ZM97 102V101H96ZM112 102H114V101H112ZM210 102V101H209ZM215 102V101H214ZM221 102V101H220ZM219 102V103H220ZM239 102V101H238ZM246 102V103H245ZM60 101H54V100H49L48 102H47V104H45V106L44 107H46L45 108V110H42V111H44V114L45 115H50V116H52V118L51 119H53V117L55 118V120L57 121V122H54V123H62V121H61V119H62V117H60L62 114L60 113V111L61 110H64V111H61V112H66L68 109H66V111H65V108H63V104H62ZM92 103V102H91ZM218 103V102H217ZM104 104V105H103ZM103 104H101V107H102V109L103 108H105V102L103 103ZM110 105H106V107H107V109L109 108L110 109V106L112 105V103L110 102L109 103ZM117 104V103H116ZM208 104V103H207ZM226 104V103H225ZM229 104H230V102H229ZM237 104H240V103H237ZM47 105V106H46ZM90 105H94V103H92V104H90ZM103 105V106H102ZM121 105V104H120ZM211 105H213V104H211ZM215 105V104H214ZM70 106V107H69ZM88 106V105H87ZM115 106H117L118 107V109L119 108H121V106L119 107L118 106V104L117 105H115ZM115 106H113L114 108H116L117 109V107H115ZM204 106V105H203ZM224 106V105H223ZM235 106V105H234ZM15 107H17V108H15ZM21 107V106H20ZM19 107V108H20ZM91 107V108H90ZM181 107V106H180ZM217 107V106H216ZM228 107V106H227ZM238 107V109H241L242 110V107H239V106H237ZM246 107V106H245ZM25 108V107H24ZM23 108V109H24ZM114 108H111V110L113 109V111H114ZM191 108V109H192ZM198 108V107H197ZM209 108V107H208ZM212 108V107H211ZM224 108V107H223ZM230 108H232V107H230ZM236 108V107H235ZM22 109V110H23ZM95 109V110H96ZM101 109V108H100ZM106 109V108H105ZM181 109H182V107H181ZM180 109V110H181ZM183 109H182V111H183ZM200 109V108H199ZM214 109V108H213ZM217 109V108H216ZM219 109V108H218ZM233 109V108H232ZM30 110V109H29ZM120 110V109H119ZM124 110H125V108L123 109L122 108V110H121V112L123 111V113H124V116L126 115V114H128L127 112H129V111H125L124 112ZM212 110V109H211ZM210 110V111H211ZM222 110H224V109H222ZM35 111H37V110H35ZM41 111V112H42ZM68 111V112H69ZM97 111V110H96ZM99 111V110H98ZM102 111V110H101ZM107 111V110H106ZM209 111V112H210ZM215 111V110H214ZM220 111V110H219ZM38 112V111H37ZM37 112H36V114H37ZM40 112V111H39ZM38 112V113H39ZM41 112H40V114H41ZM47 114H46V113ZM67 112V113H68ZM76 112H77V110H76ZM180 112V111H179ZM221 112V111H220ZM224 112V111H223ZM236 112V111H235ZM26 114H24V117H28V114H29V111L27 110V112H25ZM31 113V112H30ZM94 113V112H93ZM126 113V114H125ZM183 113V112H182ZM188 113V112H187ZM208 112L206 111V114H207ZM214 113V112H213ZM238 113H239V115H241L240 114V112L238 111ZM237 113V114H238ZM42 114H43V112H42ZM59 114H60V116H59ZM81 114H84V113H81ZM86 114V113H85ZM103 114V113H102ZM105 114V113H104ZM122 114V113H121ZM129 114H130V112H129ZM225 114V113H224ZM231 114V113H230ZM236 114V113H235ZM20 115V116H21ZM31 115V114H30ZM29 115V116H30ZM33 116H34V114H32ZM44 115V116H45ZM66 115V114H65ZM91 115V114H90ZM95 115V114H94ZM123 115V114H122ZM208 115V114H207ZM210 115V114H209ZM215 115V114H214ZM213 115V116H214ZM219 115H220V113H219ZM219 115L217 116V117H219ZM223 115V114H222ZM16 116V117H15ZM18 116V117H17ZM37 115H35V117H36ZM50 116H48V118H50ZM102 116V115H101ZM113 116V115H112ZM229 116V115H228ZM245 116V117H244ZM32 117V116H31ZM31 117H29V118H31ZM233 117V116H232ZM16 118V119H15ZM20 118V117H19ZM37 118V117H36ZM39 118V117H38ZM59 118V119H58ZM61 118V119H60ZM98 118V117H97ZM220 118V117H219ZM226 118V117H225ZM230 118V117H229ZM234 118V117H233ZM95 119L96 118H94V121H95ZM206 119H207V117H206ZM222 119V118H221ZM231 119V118H230ZM25 120V119H24ZM50 120V119H49ZM60 120V121H59ZM91 121L92 120V122H90V124H92L93 126H96V128L95 129H91V125L89 124V121ZM105 120V119H104ZM107 120V119H106ZM115 120V119H114ZM131 120V119H130ZM130 120H129V124H130V127L131 126H133V125H131L132 123H130ZM214 120V119H213ZM39 121V120H38ZM51 121V120H50ZM126 121V120H125ZM133 121H135V120H133ZM216 121H217V119H216ZM52 122H53V120H52ZM105 122V121H104ZM132 122V121H131ZM204 122V121H203ZM220 122V121H219ZM218 122V123H219ZM246 122L248 123V124H246ZM19 123V122H18ZM26 123V122H25ZM53 123V124H54ZM65 122H63L62 124H64ZM68 123V124H67ZM109 123V122H108ZM117 123V122H116ZM199 123V122H198ZM241 123H242V125H241ZM245 125H247V126H244V124ZM35 124V123H34ZM47 124H49V123H47ZM53 124H50V125H53ZM97 124V125H96ZM104 125V127H100V128H102V129H100V130H104L103 128H106V126H107V130H108V132L107 133H109V127H108V125H106L105 123H103ZM119 124V123H118ZM134 124V123H133ZM43 125V124H42ZM55 125V124H54ZM53 125V126H54ZM67 125V126H66ZM110 125V124H109ZM113 125V124H112ZM114 125H115V123H114ZM126 125V124H125ZM141 125V124H140ZM200 125V124H199ZM56 126H57V124H56ZM119 126V125H118ZM118 126H116V127H118ZM122 126V125H121ZM134 126H135V124H134ZM27 127V126H26ZM37 127H38V124H37ZM40 127V126H39ZM38 127V128H39ZM55 127V126H54ZM53 127V128H54ZM127 127V126H126ZM130 127H129V129H130ZM136 127V126H135ZM37 128V129H38ZM41 128L42 129H44V132L46 133V131H48V129L49 128H52V127H49L46 131H45V129L47 128L46 127V125H45V123H44V128H43V126H41ZM93 128V127H92ZM111 128V127H110ZM115 128V127H114ZM76 129V130H77ZM105 129V130H106ZM116 129H118V128H116ZM123 129V128H122ZM124 129H126V128H124ZM39 130H41L40 128H39ZM38 130V131H39ZM75 130V131H76ZM94 131L95 132V134H96V136L98 135L99 136V138L98 137H96L95 135H94V133H92L91 134V132L92 131ZM127 130V129H126ZM131 130V129H130ZM36 130H34V132H35ZM35 132V133H37V134H42L43 135V133H41L40 131L39 132ZM42 131V130H41ZM70 131L68 130V132L70 133ZM124 131V130H123ZM78 132V131H77ZM87 132V133H86ZM92 135H90V137L88 136V134L89 133ZM140 132V131H139ZM44 133V134H45ZM50 133V132H49ZM119 133V132H118ZM121 133H122V130H121ZM124 134V133H123ZM126 134H127V132H126ZM209 134V133H208ZM36 135V134H35ZM50 135V134H49ZM106 135V134H105ZM111 136V135H110ZM119 136V135H118ZM124 136V135H123ZM128 136V135H127ZM78 137V138H77ZM89 137V138H88ZM113 137V136H112ZM114 137H115V135H114ZM216 137V136H215ZM111 138V137H110ZM139 138V137H138ZM141 138V137H140ZM55 139H56V137H55ZM44 140H45V138H44ZM111 140V139H110ZM217 140V139H216ZM120 141V140H119ZM146 141V140H145ZM222 141H221V143H222ZM43 142V141H42ZM104 142V143H103ZM141 142V141H140ZM139 142V143H140ZM171 142V141H170ZM219 143H220V141H218ZM47 143V142H46ZM108 144H110L109 143V141L107 142ZM125 143V142H124ZM149 143V142H148ZM167 143H169V142H167ZM172 143V142H171ZM52 144V143H51ZM112 144V143H111ZM121 144V143H120ZM119 144V145H120ZM131 144V143H130ZM130 144H127V145H130ZM135 144V143H134ZM166 144V143H165ZM173 144V143H172ZM216 144H217V142H216ZM49 145V144H48ZM141 145V144H140ZM143 145V144H142ZM141 145V146H142ZM145 145V144H144ZM143 145V146H144ZM169 145V144H168ZM167 145V146H168ZM224 145H222V146H220L219 144H217V146H219V148L220 147H223ZM32 146H34L35 147V151L36 152H32V150H34V148L32 147ZM109 146V145H108ZM124 146V147H125ZM143 146H142V148L141 149H139V150H141L142 151V149H143V151H145V150H147V151H151V149L150 148H146L145 146H144V148H143ZM162 146H164V145H162ZM173 146V145H172ZM172 146H170V147H172ZM216 146V147H217ZM256 146H257V148L259 147V149L258 150H256L257 148H256ZM263 146V147H262ZM31 147V148H30ZM97 147V148H96ZM132 147V146H131ZM139 147V146H138ZM180 147V146H179ZM183 147V146H182ZM42 148H40V149H42ZM130 148V147H129ZM201 148V147H200ZM218 148V147H217ZM217 148H215V150H217ZM224 148H226V147H224ZM230 148V147H229ZM229 148L228 149H226L227 151L229 150ZM32 149V150H31ZM37 149V150H36ZM115 149V150H114ZM124 149L125 150H127L128 151V153L125 155L124 154ZM131 149V148H130ZM167 149H169V147H167ZM184 149V148H183ZM214 149V148H213ZM222 149V148H221ZM78 150H76V152H78ZM98 150H100L99 152H98ZM107 150V151H106ZM113 150V151H112ZM117 150V151H116ZM163 150H165V153H166V155H165V153H164V151ZM213 151V152H216V153H219V152H217V151ZM219 151H220V149H218ZM233 150V149H232ZM235 150V149H234ZM256 150V151H255ZM29 151L30 152H32V153H30V155H29ZM115 151V152H114ZM127 151H125V153L127 152ZM152 151H153V149H152ZM160 151H162V153L160 152ZM167 151V152H166ZM39 152H40V154H39ZM154 152L155 151H153L152 152V155L154 154ZM206 150H205V154H206ZM211 152H212V150H211ZM221 152L222 151H220V155L221 156H223L222 154H221ZM224 152H226V151H224ZM232 152H234V151H232ZM79 153V152H78ZM100 153V154H99ZM102 153V154H101ZM120 153V154H119ZM122 153V154H121ZM130 153H132V155L135 153V152H130ZM151 153V152H150ZM164 153V155H162ZM173 153H174V151H173ZM199 153V152H198ZM227 153V152H226ZM225 153V154H226ZM253 153H255V154H253ZM259 153V152H258ZM264 153V152H263ZM24 154H26V155H29L28 157L25 155L24 156V158H22V159H24V161H22V159H20L19 157L21 156H23ZM80 154V153H79ZM83 154H81V155H83ZM117 154V155H116ZM124 154V155H123ZM156 154V153H155ZM153 155L152 157H156L157 155ZM168 154V155H167ZM196 154V153H195ZM224 154V155H225ZM229 154V153H228ZM227 154V155H228ZM231 154V153H230ZM253 154V155H252ZM94 155V156H95ZM116 155V156H115ZM122 155L123 156V158H121V159H123V160H119L120 158V156ZM232 155V154H231ZM262 155H264V154H262ZM89 156H91V158L89 157ZM113 156H115V157H117L116 159H117V163L116 164H114L115 163V158L113 157ZM121 156V157H122ZM125 156V157H124ZM131 156V155H130ZM144 156V155H143ZM169 156V157H168ZM209 156V155H208ZM25 157H27L28 158V160H26L25 159ZM81 157V156H80ZM112 157H113V159H112ZM157 157V158H158ZM168 157V158H167ZM225 157V156H224ZM259 157V156H258ZM83 158H84V160H83ZM139 158V157H138ZM142 158V157H141ZM156 158V160H158ZM167 158V159H166ZM216 158V157H215ZM214 158V159H215ZM222 158V157H221ZM111 159V161H109ZM152 159V158H151ZM155 159V158H154ZM153 159V161H156V160H154ZM209 159V158H208ZM26 160V161H25ZM50 162H48V161ZM106 160L107 161H109L110 162V164H108V162L106 163ZM114 160V161H113ZM119 160V161H118ZM125 160V162H128L129 161V159L126 161ZM135 160V159H134ZM133 160V161H134ZM145 160H146V158H145ZM204 160V159H203ZM202 160V161H203ZM253 160H254V162H253ZM90 163H89V162ZM131 161V160H130ZM147 161V160H146ZM198 161V160H197ZM237 161V162H236ZM27 162V163H26ZM28 162H30L29 164H30V166L33 168V170L31 169V167H29L28 165ZM93 162V161H92ZM97 162V161H96ZM96 162H93L94 164V166H96L95 164H96ZM98 162H99V160H98ZM98 162H97V164H98ZM114 162V163H113ZM119 162H121V166L119 165L120 163ZM135 162V161H134ZM139 162V161H138ZM149 162V161H148ZM148 162H145V163H148ZM161 162V163H160ZM183 162V164H185L186 162L185 161H182ZM194 162V161H193ZM192 162V163H193ZM218 162H220V161H218ZM26 163V164H25ZM31 163L33 164V165H31ZM86 163H88L87 165H86ZM111 163H113L112 165H111ZM203 163V162H202ZM224 163V162H223ZM233 163V164H232ZM28 164V165H27ZM50 164H51V166H50ZM58 164V163H57ZM72 164V165H73ZM85 164V165H84ZM108 164V165H107ZM179 164V165H178ZM187 164V163H186ZM209 164V163H208ZM215 164V165H214ZM137 165V164H136ZM198 165V164H197ZM200 165H202L203 166V164H200ZM220 165V164H219ZM30 168V170H29V168ZM35 166V167H34ZM61 166H63V165H61ZM68 166H69V164H68ZM70 166H71V164H70ZM104 166V167H103ZM108 166H110V167H108ZM142 166H144V165H142ZM184 166H185V168L187 169V171L184 169ZM187 166H189L188 164H187ZM213 166H217V169L215 168V167H213ZM228 166V167H227ZM59 167V168H58ZM63 167H65V166H63ZM62 167V168H63ZM99 167H101L103 170H105L104 172H106V176H105V174H104V172H103V175L105 176V178H107V175H108V180H106V183H105V180H103L104 179V177H103V175L101 174L102 172H100L99 173V171L96 173V171L97 170H101ZM237 167H240L239 169L237 168ZM36 170H35V169ZM94 168H97V169H95V172L93 171L92 172V174L94 173V174H97L98 175V177H96V176H94V175H87L88 173H90V170L92 169V170H94ZM121 168H123V170L121 171ZM147 168V170H149L148 169V167H146ZM146 168H143V170L145 169L146 170ZM158 168L157 169H155V171L157 170L158 171ZM212 168H214V169H212ZM236 168L238 169V170H236ZM46 169L48 170H50L49 172L51 173H49L48 171H47V173L45 172L46 171ZM182 170V172H179V171H181ZM184 169V170H183ZM203 169V168H202ZM263 169V170H262ZM33 172H32V171ZM63 170V169H62ZM91 170V171H92ZM139 170V169H138ZM260 170V171H259ZM30 171V172H29ZM124 171V172H123ZM160 170H159V172H161ZM177 171H178V173H177ZM190 171V172H189ZM81 172V173H80ZM136 172V173H135ZM183 172L184 173H189V175L187 174H185V175H182L183 174ZM78 173H80L81 174V176H80V174L78 175ZM86 175H85V174ZM102 176H101V175ZM137 174V175H136ZM226 174V176H225V178H224V175ZM228 174V175H227ZM236 174V175H235ZM164 175V176H163ZM181 175H182V177H181ZM229 175V177H232V176H230ZM79 176V177H78ZM84 176H86V177H84ZM88 176V177H87ZM99 176H101V177H103V179H101V177H99ZM137 176H139V178H137ZM240 176V175H239ZM67 177H68V179H67ZM72 177H74V175L72 176ZM147 177H149V176H147ZM97 178H99V183L100 182H102V181H100V180H103L104 181V183L102 182V183H100V184H98L97 182ZM140 178H142V179H140ZM63 179L65 180V181H70V183H64L65 181H63ZM67 179V180H66ZM140 179V180H139ZM141 180H142V182L144 183V184H140V182H141ZM58 181V182H57ZM63 181V182H62ZM107 181H109V182H107ZM197 181H198V185L197 184H195V183H197ZM224 181H226V182H224ZM237 181V180H236ZM51 182V183H50ZM53 182H56L55 184L53 183ZM155 182V186H157V188H158V186H159V188H161V186H163V188L164 189H161V190H159L158 189V194L156 193V190H157V188L155 187L154 188V190H152V189H150V188H153L152 186H150L149 184L151 183V185H152V183H154ZM199 182H200V184H199ZM247 182H246V184H247ZM231 183V182H230ZM251 183V184H252ZM52 184H54L55 186H57V187H55V189L56 188H58V192L57 193H62L61 194V196L63 195V193H66L67 195H68V193L70 194V195H68V196H66V194H64L65 196H66V199H68V201L66 202V200L65 199H62V198H64L65 196L63 195V197H60L61 199H62V201H59V199L58 200H50V202L48 201L49 200V198H48V196L50 197H53V198H56L57 196H52L53 195V193H51V190L52 191H54L53 190V188L50 190V188L51 187H53V186H50V185ZM109 184V185H108ZM224 184V185H225ZM229 184V183H228ZM234 184V183H233ZM48 185V186H47ZM68 185H70V186H68ZM103 185H105L104 187H103ZM142 185H145V190L142 188ZM235 185V184H234ZM43 186H47L48 187V189H47V187H43ZM49 186H50V188H49ZM153 186H154V184H153ZM199 186V187H198ZM226 186V185H225ZM230 186V185H229ZM252 186V187H253ZM43 187V188H42ZM143 189H141V188ZM148 187V189H146ZM166 187V188H165ZM197 187H198V189H197ZM248 188V187H247ZM44 191H43V190ZM156 189V190H155ZM168 190L169 192H166V198H167V194L168 193H172L171 195L169 194V196H172L173 194H174V196H176L175 198H176V200H175V202H173V203H175V205H177V206H174L173 205V203L171 202L172 200V198H170V199H168L169 198V196H168V198L166 199V200H163L162 201V203L161 204H169L170 202L172 203V204H170V206L171 205H173V206H171V207H173L172 208V211H170L169 213L170 214H167V217H168V215H170V216H172L173 214H171V212L172 213H174V207H177V209L179 210V212H180V209L179 208H182L181 209V212H182V210L183 211H185L184 213H185V215H186V217L184 218L185 219V221H186V224L188 225V226H190V227H188V226H186V228L188 227V229H192V227H198V231H197V229L195 230V228H193L192 230H195V231H192L190 234H188V233H184V232H186L188 229H184L183 228V226L185 227V224L183 225L182 223L184 222L185 223V221H182L181 222V225H183V226H181V225H179L178 223H177V226L179 225V226H181V230H183L184 232H181V233H177V230L180 228L179 226H178V229L177 228H175V227H177V226H174V224L175 223H172V221H171V225H170V223H169V225L170 226H174V229H177L176 230V232L175 233H177L179 236L177 237V238H175L174 236H176V235H174L173 236V234L174 233H171L173 230H171V227H169L168 226V222L169 221H167V220H172L173 219V217H175V218H177L178 217V215L176 214V215H174L171 219H169L170 218V216L168 217V219L166 218V216L164 215V214H166V211L168 210V208H169V205L167 206V205H165V210H166V206H167V210L164 212V211H162V212H164L162 215H160L161 213H159L158 211H159V208H158V202H159V198L157 199V197H159L160 196V194L161 193H163L164 192V194H165V191L166 190ZM246 189V188H245ZM254 189V188H253ZM40 190H42V191H40ZM45 190H47L46 191V193L49 191L52 195H50V194H44V192H45ZM162 190H165V191H162ZM229 190V189H228ZM73 191V192H72ZM156 193L155 195H154V192ZM162 191V192H161ZM226 191V192H225ZM232 191V190H231ZM254 191V190H253ZM42 192V193H41ZM56 192V191H55ZM103 192V193H102ZM105 192V193H104ZM239 192V191H238ZM256 193V192H255ZM42 194V195H41ZM46 195L47 196V199H45V197L43 198V196L44 195ZM56 194V193H55ZM54 194V195H55ZM164 194H162V195H164ZM251 194V193H250ZM249 194V195H250ZM260 194H264V192L262 193H260ZM259 194V195H260ZM157 195V196H156ZM179 195V196H178ZM228 195V194H227ZM255 195H257V194H255ZM60 196V195H59ZM174 196H172L173 198H174ZM178 196V197H177ZM180 196L182 197L181 199H179L180 198ZM222 196H226L225 198L224 197H222ZM50 197V199H53V198H51ZM58 198V197H57ZM164 199V196L162 197L161 196V198L160 199ZM174 198V199H175ZM178 198V199H177ZM184 198V199H183ZM221 198H224L223 200L221 199ZM156 199L158 200V202L156 203ZM220 199L222 200V202L220 201ZM169 200V201H168ZM178 200H182V201H179V202H176V201H178ZM45 202V204L43 203V202ZM164 201H166V203H163ZM224 201V202H223ZM64 202V203H63ZM161 202V201H160ZM257 202H258V200H257ZM37 203H43V204H41V205H43V206H45V208H47L46 206H48V208H49V210L47 211L46 209H44V208H39V204H37ZM223 203V204H222ZM201 205L200 207V209H199V205ZM39 205V206H38ZM52 205H54V206H52ZM156 205H158V206H156ZM261 205V204H260ZM264 205V204H263ZM162 206V205H161ZM161 206H159V207H161ZM184 206H185V210L183 209L184 208ZM195 206H197V207H195ZM41 207V206H40ZM260 207V206H259ZM35 209H40L42 212H47V215H45L44 216V213H43V217H41V215H40V213L42 214V212H40V213H38L37 212V210H36V212H37V214H36V212H35ZM119 209V210H118ZM161 209H163V208H160V210ZM170 209V208H169ZM177 209H176V211H177ZM255 209V208H254ZM262 209V208H261ZM30 210H34V212H35V214H32L33 212L31 211V215H29V211ZM39 210V211H40ZM53 211H54V209H52ZM52 210H51V212H52ZM58 210H60V211H58ZM171 210V209H170ZM228 210V209H227ZM257 210V209H256ZM175 211V212H176ZM260 211V210H259ZM45 212V213H46ZM161 212V211H160ZM228 212V211H227ZM258 212V211H257ZM256 212V213H257ZM263 212V211H262ZM5 215H4V214ZM183 212L182 213H180V214H184ZM226 213V212H225ZM232 213V212H231ZM40 215L39 216V218H38V216H36V215ZM56 214V215H57ZM237 214V213H236ZM33 215V216H32ZM34 215L36 216V218H34ZM230 215V214H229ZM181 217H180V221L183 219L182 218V216L183 215H180ZM228 216V214L226 215V217ZM234 216H236V215H234ZM2 217V216H1ZM3 217V219H5ZM44 217H47L48 219H47V223L46 222H44L46 219L44 218ZM58 217V219L60 220V218ZM243 217V216H242ZM42 218V220L41 221H43L42 223H41V221H40V219ZM57 217L56 216H54V219H55V221L57 222L58 221V219H56ZM174 218V219H175ZM230 218H232V217H230ZM43 219H45V220H43ZM165 219H167L166 221H167V223H166V221H165ZM178 219V218H177ZM177 219H175V220H177ZM223 219H225V221L223 222ZM239 219V218H238ZM53 220V219H52ZM52 220H51V222H52ZM237 220V219H236ZM3 221V220H2ZM54 221V220H53ZM165 221V222H164ZM177 221H179V219L177 220ZM228 221V220H227ZM231 221V220H230ZM229 221V222H230ZM5 222V221H4ZM50 222V223H51ZM60 222H61V220H60ZM60 222H57V223H59V224H57V226H59V228H57V227H55V226H53L54 227V229H52V225H51V228H47V230H49V234H48V231L46 230V235H45V233H43V232H45V230L42 228V225L40 226V229H41V231H38L39 233L38 234H40V232H42L43 233V236L45 237V236H47V235H49V236H51V238L53 237V236H55V239L58 237V235H60V234H62V233H60V234H58V232H59V230H60V232H63V233H65V235H67V233H66V231L69 229H67V223L65 224V222H63V225L65 224L66 225V228H65V225L63 226V225H61L62 224V222H61V224H60ZM173 222H176V221H173ZM188 222V223H187ZM13 223H14V225H13ZM47 225H46V224ZM166 223V224H165ZM231 223V222H230ZM232 223H233V220H232ZM231 223V226L232 227H234L233 229H234V232L236 231V229H238V227H236V229H235V226H234V224H232ZM262 223V222H261ZM51 224H53V222L51 223ZM54 224H55V222H54ZM4 225V224H3ZM227 225V224H226ZM227 225V226H228ZM239 225V224H238ZM6 226V225H5ZM8 226V225H7ZM64 227V229H67V230H65V231H62L61 229H60V227ZM242 226V225H241ZM260 226V225H259ZM9 227V226H8ZM63 227H62V229H63ZM109 227H112V230H114V231H111V230H107V228H109ZM252 227H253V225H252ZM0 228H1V226H0ZM7 228V227H6ZM173 228V227H172ZM224 228V229H223ZM226 228V229H227ZM260 228V227H259ZM262 228H263V226H262ZM7 229H9V228H7ZM6 229V232L8 231ZM11 229H9V231L11 230ZM12 229V230H13ZM52 229V230H51ZM58 230V232L57 231H53V230ZM63 229V230H64ZM71 229H69V234L71 233ZM241 229V228H240ZM250 229V228H249ZM248 229V230H249ZM257 229V230H256ZM256 229H254L253 231H255V232H257V233H255V236H261L259 233L260 232H262V231H260L259 232V230H262V229H259L258 230V228H256ZM5 230V229H4ZM43 230V231H42ZM107 230V231H106ZM186 230V231H185ZM239 230V229H238ZM264 230V229H263ZM2 231V230H1ZM51 231V232H50ZM105 231V232H104ZM108 231H109V233H108ZM110 231L112 232V233H110ZM180 231V229L178 230V232ZM253 231H252V234H253ZM3 232V231H2ZM37 232V231H36ZM35 232V233H36ZM52 232H54V233H56V234H58L57 236H56V234L54 235V233L51 235V233ZM117 232H119V233H123V237L121 238L120 236H122V234H120V236H119V233H118V236L121 238H119L118 239V236H116V234H117ZM190 232V231H189ZM233 232V231H232ZM238 232V231H237ZM248 232V231H247ZM259 232V233H258ZM8 233V232H7ZM41 233V234H42ZM107 233V235L108 234H110V235H112L113 236V234H114V236L117 238L116 240H115V237H114V239H113V237H111L110 239L108 238V237H110V235L109 236H107V235H105V234ZM116 233V234H115ZM241 233V232H240ZM244 233V232H243ZM34 234V233H33ZM40 234V235H41ZM72 234H74V233H71V235H69V238H70V236H72V238H74V239H76V236H73ZM154 236L153 238L151 237L152 235ZM230 234H231V232H230ZM238 234V233H237ZM245 234H247V233H245ZM256 234H258V235H256ZM263 236H261V237H263L264 238V232L263 233H261ZM35 235V234H34ZM63 235V234H62ZM61 235V236H62ZM64 235V236H65ZM150 235V236H149ZM227 235L229 236V234L227 233ZM226 235V236H227ZM243 235V234H242ZM250 235V234H249ZM4 236V235H3ZM3 236L2 237H0V239H2L3 238ZM29 236V237H30ZM42 236V235H41ZM49 236H47V238H50ZM61 236H59L58 238H60ZM78 236H77V238H78ZM87 236V239L85 238ZM105 236H107V238H108V241H107V238L105 237ZM218 236L220 237V239H219V241H218ZM250 236H252V235H250ZM254 236V235H253ZM252 236V237H253ZM80 237V238H81ZM89 237V238H88ZM252 237H244L245 239L246 238H248V239H244V241H245V243L244 244H246V247H245V245H242L243 243H241V241L243 240L242 238H241V235H240V239H241V241H239V243L238 244H240V246L238 245V244H236L237 245V247H241L240 249H242V247H243V251L245 252V249L247 250V248H248V250L244 253V255H248L250 252H256V253H261L260 254V257H259V260L257 259L258 257L257 256H259V254L257 255V256H255V257H257V258H255V259H257V261L258 262H260V263H262V261L264 260V258L263 257H261V256H264L263 254H262V251L261 250H264L263 248V246H262V243L264 244V239L263 238H258V239H256L257 237H254V238H252ZM25 238V239H24ZM106 238V239H105ZM222 238H224L223 236H222ZM225 238H227V239H225V241L227 240L228 241V239H230L229 237H225ZM4 239H6V238H4ZM22 239V242H23V244H24V246L22 245L21 246V242H19V240H21ZM27 239V240H26ZM61 239V238H60ZM85 239H86V241H85ZM113 239V240H112ZM259 240L260 241V239H261V242H256V243H254L253 241L254 240ZM3 240V239H2ZM2 240H0V242H2ZM8 240V239H7ZM7 240H5V241H7ZM29 240H30V238H29ZM51 240V239H50ZM52 240H53V238H52ZM51 240V241H52ZM68 240V239H67ZM71 240V239H70ZM82 240V239H81ZM109 240H110V242H109ZM115 240V241H114ZM215 240L216 241H218L217 243L215 242ZM222 241H223V239H221ZM235 240V239H234ZM4 241V240H3ZM2 242L1 244H3V243H5L4 244V246H6V242ZM72 241H73V239H72ZM71 241V242H72ZM225 241H223L221 244H222V246L224 247V245L223 244H226V243H224ZM226 241V242H227ZM249 241V242H248ZM252 241V242H251ZM263 241V242H262ZM7 242V244H9ZM29 242V241H28ZM54 243H56V242H58V239H56V242L55 241H53ZM75 242V241H74ZM213 242L214 243H216L217 245H218V247L214 244L213 245ZM230 242H231V240H230ZM237 242V241H236ZM243 242V241H242ZM247 242V243H246ZM14 243V244H13ZM178 243V245H176ZM227 243H229V241L227 242ZM260 243V244H259ZM28 244V243H27ZM74 244V243H73ZM211 244H212V246L214 247V246H216L217 248H212V247H210L211 246ZM220 244V245H221ZM227 245L228 244H226L225 245V249H226V247H227ZM231 245L232 244H230L228 247H230V248H232L231 247ZM242 245V246H241ZM3 246V245H2ZM1 245H0V248L2 247ZM9 246V247H8ZM12 246V247H11ZM176 246H178V247H176ZM206 246L207 247H209V249H207L206 248ZM221 246V247H222ZM263 248H262V247ZM11 247V248H10ZM76 247V246H75ZM88 247H90V248H88ZM174 247H176V249L174 248ZM228 247H227V249H226V251L228 252ZM6 248V247H5ZM82 248V247H81ZM177 248L179 249L178 250V252H176V254L177 253H179V251L182 253V255L180 254H178V255H176L175 254V256H174V253H175V251H174V249L175 250H177ZM210 248H212V251H214V252H212L211 253V249ZM223 248V249H224ZM251 248H253V250L251 249ZM254 248L255 249H257V251H255L254 250ZM2 249H3V252H5L4 250H6V249H4V248H1V250L0 251H2ZM11 249V250H10ZM27 249V250H26ZM76 249V248H75ZM84 249V250H85ZM214 249V250H213ZM222 249V248H221ZM224 249V250H225ZM259 249H261L260 251H259ZM210 250V251H209ZM224 250H223V252H224ZM250 250V251H249ZM15 251V250H14ZM92 251V250H91ZM174 251V252H173ZM232 251V249L230 250V252ZM238 251H240V250H238ZM242 251V252H243ZM3 252H1V253H3ZM9 252H8V255H9ZM82 252H84V251H82ZM147 252H149V254L147 253ZM150 252H151V254H150ZM230 252H229V254H230ZM253 252V253H254ZM264 252V251H263ZM93 253H90L89 252V254L90 255H88L87 254V256L88 257H90V256H92L91 254H93ZM98 253V254H97ZM106 254V258H104L105 257V255H103L102 256V254ZM144 253V254H143ZM232 253H234V252H232ZM237 253H239V252H237ZM248 253V254H247ZM253 253H251V255L253 254ZM4 254V253H3ZM2 254V255H3ZM7 254V253H6ZM5 254V255H6ZM147 254H148V257L150 256V258H146V260H145V257H144V255L145 256H147ZM172 254H173V256H172ZM198 254L199 255H201V256H199L198 257ZM1 255V254H0ZM5 255H4V257H5ZM7 255V256H8ZM14 255V256H13ZM29 255H30V253H29ZM66 255V254H65ZM68 255V254H67ZM79 255H81V252H80V254ZM82 255H83V253H82ZM82 255L80 256V258L82 257ZM84 255H85V253H84ZM115 255H113V256H115ZM215 255V254H214ZM220 255H221V253H220ZM233 255V254H232ZM235 255H237V254H235ZM243 255V254H242ZM254 255V254H253ZM10 256H8L9 258H10ZM22 256V257H21ZM25 256V257H24ZM73 256V255H72ZM86 256V255H85ZM112 256V257H113ZM115 256V257H116ZM170 256H172L171 258V260H170ZM177 256H180V258L178 259L177 258ZM219 256V255H218ZM238 256V255H237ZM1 257V256H0ZM3 257V256H2ZM11 257V258H12ZM61 257V256H60ZM59 257V258H60ZM75 257V256H74ZM76 257H77V255H76ZM93 257V256H92ZM96 256H94V260L96 259L95 258ZM111 257V258H112ZM118 257V256H117ZM201 257H202V259H201ZM214 257H216L215 258V260L216 259H218V260H216V262H214ZM221 257V256H220ZM224 257H225V255H224ZM239 257V256H238ZM244 257V256H243ZM242 257V258H243ZM251 257H253V259H254V256H251ZM250 257V255H249V259H251L252 261H253V259ZM6 258V260H7V257H5ZM8 258V259H9ZM30 258V257H29ZM28 258V259H29ZM62 258V257H61ZM61 258H60V261H61ZM66 258V257H65ZM69 258H70V255H69ZM110 258V257H109ZM111 258H110V260H111ZM176 258V259H175ZM263 259V260H261V259ZM19 259V260H20ZM74 259V261H75V259L77 260V258H73ZM84 260H86V261H84L83 260V262H87V264H90V262H91V260L88 262L87 261V259H85V258H83ZM88 259H90V258H88ZM92 259V258H91ZM100 258H98V260H99ZM178 259V260H177ZM223 259V258H222ZM222 259H220V260H222ZM230 259H231V257H230ZM254 259V261H256ZM19 261L18 262V264H22V261ZM67 260V259H66ZM97 260V261H98ZM102 260V259H101ZM109 260V259H108ZM107 260V262L109 263V261ZM114 260V259H113ZM113 260H111L112 262H115V261H113ZM116 260V259H115ZM177 260V261H176ZM229 260V259H228ZM235 259H233V262L235 263V261H234ZM237 260V259H236ZM246 260V259H245ZM245 260H244V262H245ZM251 260H246L247 261V263H249V262H251ZM64 262H66L65 261V259L63 260ZM68 262H69V260H67ZM71 261V260H70ZM97 261H96V263H97ZM105 261V260H104ZM111 261H110V263H111ZM116 261V262H117ZM223 261V260H222ZM227 261V260H226ZM238 262H237V264L238 263H240V264H245L244 262H243V260H241V262H239L240 260H239V258H238V260H237ZM249 261V262H248ZM62 262V261H61ZM68 262H66L67 264H70V262L68 263ZM77 262V261H76ZM75 262V263H76ZM99 262L101 263V261L99 260L98 261V264H99ZM106 261H105V263L104 264H108ZM232 262V261H231ZM232 262V263H233ZM65 263V264H66ZM74 263V262H73ZM80 263V262H79ZM93 262H91V264H92ZM95 263V264H96ZM222 263H225V262H221V264ZM233 263V264H234ZM254 262H252V264H253ZM3 264H5V262L3 263ZM81 264H82V261H81ZM101 264H103V261H102V263ZM112 264H118V263H112ZM121 264H122V262H121ZM127 264V263H126ZM174 264H176V263H174ZM225 264H228V263H225ZM249 264H251V263H249ZM254 264H258V263H254Z\"/></svg>",
    "mask_w": 264,
    "mask_h": 264
}]
</instances>
